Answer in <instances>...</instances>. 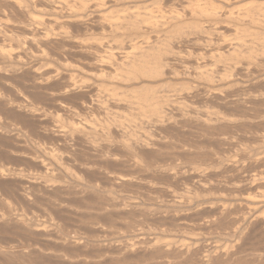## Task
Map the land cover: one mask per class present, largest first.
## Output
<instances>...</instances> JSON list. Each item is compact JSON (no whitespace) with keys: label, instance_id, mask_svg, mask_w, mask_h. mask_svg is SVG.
<instances>
[{"label":"rangeland","instance_id":"1","mask_svg":"<svg viewBox=\"0 0 264 264\" xmlns=\"http://www.w3.org/2000/svg\"><path fill=\"white\" fill-rule=\"evenodd\" d=\"M14 1H16L17 3H19V5H21V6H24L23 4H25V6L23 7V8H26L25 9V11L26 12H28L27 14V16H31V18L33 17V18H37V19H42V21L44 20V21H52L53 23H55V24H51L50 26L48 25H46V27H41V25H34V24H26V22H27V17H22V14H21V16H20V12L17 10V7L15 6V5H13L12 3L14 2ZM30 1H32V0H30ZM39 1H41V0H34L33 2V4H30V2L28 1V2H26V0H11V2H10V0H9V2L11 3V5L9 6L8 4L6 5V4H3L2 3V0L0 1V8H2L1 9V11H0V15H1V13H2V11H3V13H5V14H3L2 13V15L1 16H3V17H1L0 16V24H2L3 22L5 23L6 22V20L8 21V22H6L8 25L10 24L11 25V23H12V26H13V24H15L16 23V26H26V25H29L30 26V30H32L31 32H29V33H31V35H35L33 38L35 39L36 37V39L38 40L39 39V37L41 38V36H42V38H44V36H46V39H47V43H44V45H42L41 47H39V48H37V47H35L34 45H32L31 47L30 46H27V44H23L22 45V43L20 44V46H22V48L20 49V48H18L19 46H17L15 43H16V41H17V39H20V40H22V38H24L25 36L26 37H28V36H30V35H25L24 33H22V32H20V34H19V32H16L15 30H10V32H8V31H4L1 27V30L2 31H0V33L2 32V35L0 34V36L1 37H3V34H5V36L4 37H7L6 35L8 34V36H10V37H12V41H9V40H5V39H3V40H0V50H2L1 51V53L0 54H5L4 55V57H2V56H0V264H65L66 263V261L68 262V264L70 263V264H128V260H130V262H129V264H151L150 262H152V264H158V263H156V262H159V260H163V256L161 255V256H158V255H160V254H154V255H152V256H154V257H151L150 258V255L147 253V252H143V251H141L140 249L141 248H144V242H148V240H149V243L151 244H153V243H155V244H157L156 242H160L159 244H161V242H162V240H163V243L165 242V240L167 241V239L168 240H174L175 242L174 243H179V244H181V242H178V240H180V241H185V242H188V238L191 236L192 237V235H193V242L195 241H204L207 237V239H209V236H210V239H213V240H215V241H217L218 243V245L220 246L221 244H223V243H227L228 245V247H230V248H226V249H228V251H232V253L234 254V255H232V257L231 258H229V259H225V258H222L221 259V261H220V259L218 260H214V262L216 261L218 264H234V261H235V264H257L258 262H260L261 261V259H259V261L258 262H252L249 258H250V256H249V253L252 255V254H255V253H262V255L264 256V223H262L263 225H261V223H260V220L263 218L264 219V163H262L261 161H260V159H259V153L261 154L263 151H264V149H262V148H264V146H262V145H264V143H259V142H256V141H253L252 140V138L254 137V136H256L257 134H259V135H257V136H261V135H264V115L262 114V106H255V107H253L252 109H254V110H252V109H250L251 111H247V112H245L246 110H242L243 108L241 107H237V106H229V107H227V106H223V105H216V107L214 106L216 103L215 102H213V103H215V104H211V106H214L213 107V109L217 112V113H220L221 111V115H223L224 113V115H227V114H230V113H234V114H237V115H242V113L244 114V112L245 113H249L250 114V116H252V115H254V117L256 118H254L253 116H252V118L253 119H255V120H252V118L251 117H249V114H245L246 116L248 115V117L250 118V120L248 119V117H246V121H248V122H250V124H248V122H246V123H244V125H239V126H236L235 128H232L231 130H232V132H231V130L229 131V129H226V130H228V131H226V130H224V131H226L227 133H228V135H231L232 137H234V136H239L240 137V141L238 142L237 141V147H236V150H237V148L238 149H241V148H243V149H247L246 150V152L248 153V155H250V157L247 159V158H244V159H242V160H240V165H241V167H242V169H244V170H240L239 171V173H238V175L237 174H235V173H232V175H231V173L230 172H226V173H220V167L218 166V165H212L213 164V157L214 156H216L217 157V155H218V153H221L222 152V150L224 151L225 149H223V147H221V146H218L216 143H215V141L213 140H211L212 142H214V144L210 141V139H209V137L208 136H205L204 135V133H202L201 131L199 132V131H197V129H194V127L192 128V127H190V128H192V129H189L188 131V133L189 134H187V132H183L184 134H182V133H180L179 134V132H177V131H175V130H173V129H168V128H165L164 130H162V131H160V132H157L156 130H154L153 128H145V129H143L142 130V126H139L140 125V120L142 119V117H141V115H139V113H137V111H138V108H137V106L135 105L136 104V98L134 97V96H136L138 93H140L141 91H136L137 92V94L136 93H134L135 95H131V92H135V90L134 89H136V90H138L139 88H142V86L143 87H146L145 85H148V86H150V87H148V88H152V87H154V85L155 84H158V85H164L165 83L168 85V87H169V85L171 84L172 85V82H173V87H170V88H168V90L169 89H171V90H173L174 89V86H175V89L178 91L179 90V92L182 94V93H184V91L186 92V90H184L183 88L181 89V83L183 82V83H186V80L185 79H179L178 78V80H176V81H178V83H179V85L181 86H179V85H176V84H178L176 81H171L170 79L168 80V79H166L165 81H164V79L163 80H156V81H154V82H152V81H150V80H148V81H143L142 79H140V77L138 78V77H136V78H138V79H136L135 80V78H134V80H133V82H131L132 80H129V82H130V84H129V82H127V79H125V77H124V79H122V81L124 82V81H126L127 83H125V84H123V82H121V80L120 79H118L117 81H116V79L117 78H123L122 76H117V77H115L114 78V80L116 81V82H118V81H120L119 83H120V85H118V83H116L115 81L114 82H112V81H109L111 78L113 79V76H115L114 75V73L116 74L117 72H114V73H112V74H110V76L109 75H107L106 73H105V75H107V77H109V78H107V79H109V80H107V79H103L104 78V73L103 72H108V71H111V68L113 67L112 65H114L116 68H114L113 67V69L114 70H116L117 69V67H119V65L121 64V62L123 61V57H124V55H125V53L124 52H122V51H124V50H122V48L123 47H125V46H128V45H130L131 47L133 46V47H135L136 48V45L138 44V45H140L141 46V48L142 47H145L147 44L146 43H149L151 40L149 39L150 37H152V34H153V36L156 34V33H150L151 35H149L148 33L147 34H143L142 35V33H137V32H135V31H133L132 30V32H130V30L131 29H129V30H127V28L125 29V25H123V24H125L126 22H127V20H123L122 19V17H124L126 14L128 15V13H131V12H134V11H132V9L130 8L131 6H133V5H135V4H133V3H131V0L128 2V1H126L127 3H124V4H122V3H116V1H113V0H103V2H104V4H102V5H100V6H98V4H100L99 2H101L100 0H83V2H82V5L80 4V2L82 1V0H80V2L78 1V3H76L77 1L76 0H53V3H50V2H47V0H45V2L46 3H44L43 2V0L41 1V2H39ZM49 1V0H48ZM54 1H56V2H54ZM110 1H111V3H110ZM114 3H113V2ZM144 1H146V0H144ZM37 2V3H36ZM65 2V3H64ZM66 2H67V4H66ZM132 2H134V1H132ZM171 1H169V0H159V2L156 4V5H154L155 6V9L153 8V10L152 11H157L156 9H160V10H162V12L164 11L165 12V14H166V17H169V16H171V3H170ZM28 5H27V4ZM58 3V4H57ZM72 3V4H71ZM88 3V4H87ZM128 3H130L131 4V6H130V4H128ZM35 4V5H34ZM44 4V5H43ZM54 6H53V5ZM60 4V5H59ZM74 4V5H73ZM84 4V5H83ZM90 4L93 6L94 4V7L95 8H91V9H88V8H90L91 6H90ZM97 4V5H96ZM106 4V5H105ZM108 4V5H107ZM128 4V5H127ZM133 4V5H132ZM138 3H137V1H136V5H137ZM160 4V6H158ZM238 4V5H237ZM6 5V6H5ZM27 5V6H26ZM31 5H33L32 7L34 8H32L31 7ZM37 5V6H36ZM50 5H52V6H50ZM68 5V6H67ZM70 5V6H69ZM76 5H78L79 6V8H78V6H76ZM82 7H81V6ZM86 5H87V7H86ZM230 6L228 7V13L230 12L229 11V9L231 10V12H232V14H231V12H230V14L232 15H230V17H229V14H226V16L224 17V23H220V25L221 26H218L219 24H217V26H215L214 28H213V30L211 29L209 32H208V34L205 36V37H207V40L209 41V43L207 42V43H202L204 46H210V45H212V46H214L215 45V47H213V48H209L210 50H207L208 49V47L206 48V47H204V49L202 50V52L206 49V51H204V53L205 52H213V54L217 51V50H213V49H215L216 48V46H220L221 45V43L223 44L224 42V44L225 45H227V44H229L230 42L232 43V44H235L234 42H236L237 41V43H239L240 42V40H242L243 42H246V45L248 44H250V42H252L251 40H252V37L251 36H249L248 37V34H249V32L248 31H250L251 33H253L254 34V32L256 31V32H259V33H261V34H259V36H260V39H264V20L262 19V18H264V0H238V1H235V2H233V3H231V4H229ZM3 6V7H2ZM29 6V7H28ZM67 6V7H66ZM83 6H85L86 7V9H85V7H83ZM104 8H103V7ZM6 7V8H5ZM45 7V8H44ZM51 7V8H50ZM60 7V8H59ZM70 7V8H69ZM128 7V8H127ZM157 7V8H156ZM160 7V8H159ZM219 6H217V8H218ZM12 8V9H11ZM29 8V9H28ZM82 8H84V9H82ZM176 8H178V6L176 7H174V9H176ZM16 9V10H15ZM97 9V10H96ZM125 9H127V10H125ZM224 9H226V8H224ZM224 9H222L221 11H223ZM39 10H42V11H39ZM75 10V11H74ZM82 10V11H81ZM85 10V11H84ZM88 10V11H87ZM95 10V11H94ZM237 10V11H236ZM7 11V12H6ZM14 11V12H13ZM17 11V12H16ZM53 11V12H52ZM89 11H91V12H89ZM109 11V12H108ZM258 11V13L259 14H261V15H259L258 13H256ZM40 12H42L41 14H40ZM44 12V13H43ZM54 12H56V13H54ZM60 12V13H59ZM76 12V13H75ZM81 12V13H80ZM223 12H226V11H223ZM226 12V13H227ZM241 12V13H240ZM248 12V13H247ZM48 13V14H47ZM53 13V14H52ZM88 13V14H87ZM102 13V14H101ZM110 13V14H109ZM168 13V14H167ZM257 15H256V14ZM17 14V15H16ZM60 14V15H59ZM75 16H74V15ZM92 15V17L90 16V15ZM99 14V15H98ZM225 14V13H224ZM239 14H241V15H239ZM12 15V16H11ZM34 15V16H33ZM36 15V16H35ZM70 15V16H69ZM76 15H78V17L76 16ZM85 15V16H84ZM88 15V16H87ZM95 15H96V17H97V19H96V17H95ZM100 15H102V17L103 18H105V19H99L101 16ZM111 15V16H110ZM163 15H164V13H163ZM247 15H249V16H247ZM250 15H255V17L256 18H258V16L260 17V26L261 27H257V28H255L253 25H251V23H249V17H250ZM6 16V17H5ZM11 16V17H10ZM20 16V17H19ZM42 18H41V17ZM47 18H45V17ZM51 16V17H50ZM100 16V17H99ZM234 16H235V19H234ZM4 17H5V19H4ZM10 17V18H9ZM52 17H55V20H54V18H52ZM64 17V18H63ZM70 17V18H69ZM73 17V18H72ZM81 17H83V20H82V18ZM85 17V18H84ZM99 17V18H98ZM118 17V18H117ZM227 17V19H225ZM15 18V19H14ZM52 18V19H51ZM75 18H77V20H78V18H80V20H82V22H83V26H79V25H76L75 24V22L76 21H73ZM115 18V19H114ZM229 18L231 19V20H229ZM238 18H240L241 20H237ZM243 18V19H242ZM3 19V20H2ZM14 19V20H13ZM17 19V20H16ZM65 19H67V20H65ZM68 19H71V21L70 20H68ZM21 20V21H20ZM76 20V19H75ZM100 21L101 22V24L103 23V26H105L103 29L101 28V26H99L98 25V22L97 21ZM103 20V21H102ZM120 21V27L118 26V25H116V26H118V27H114L115 25L113 24L114 22H116V21ZM235 20H236V22H235ZM248 20V21H247ZM24 23H23V22ZM66 21V22H65ZM71 23H70V22ZM105 21H106V23H105ZM112 21V22H111ZM122 21V22H121ZM226 21V22H225ZM228 21V22H227ZM239 23H238V22ZM15 22V23H14ZM64 22V23H63ZM95 22H97V23H95ZM124 22V23H123ZM241 22H243L242 24H241ZM3 23V24H4ZM28 23V22H27ZM62 23V24H61ZM93 23H94V25H93ZM105 23V24H104ZM111 23H112V25H111ZM2 24V25H3ZM61 24V25H60ZM86 24H88V25H86ZM115 24H118V22H116ZM2 25H0V26H2ZM34 25V26H33ZM58 25V26H57ZM65 25V26H64ZM107 25L108 26H111V27H107ZM122 25H123V28H122ZM15 26V25H14ZM38 26V27H37ZM54 26V27H53ZM55 26H56V28H55ZM61 26V27H60ZM62 26H63V28H62ZM89 26V27H88ZM98 26V27H97ZM227 26V27H226ZM3 27V26H2ZM26 27H28V26H26ZM34 29H33V28ZM50 27H52V28H50ZM57 27H59V28H57ZM80 27V28H79ZM217 27V28H216ZM29 28V27H28ZM37 28V29H36ZM41 28V29H40ZM47 30H46V29ZM54 28V29H53ZM99 28V29H98ZM101 28V29H100ZM109 28H111V29H109ZM186 28V27H185ZM230 28V29H229ZM254 28H255V30H254ZM40 29V30H39ZM43 29V30H42ZM49 29H51V32H50V30ZM61 30L62 32H65L66 33V36H68V39L70 40L69 42H60L59 41V37L58 36H56L57 35V31L58 30ZM63 29V30H62ZM66 29V30H65ZM188 29V28H187ZM187 29H184L183 31H185V32H188V31H186ZM215 29V30H214ZM245 29H247L248 31L246 32H243ZM36 32V33H34V31ZM59 30V31H60ZM74 32H73V31ZM85 30V31H84ZM127 30V31H126ZM243 30V31H242ZM13 31H14V33H13ZM18 31V30H17ZM44 31V33L42 34V32ZM58 31V32H59ZM60 31V32H61ZM69 31V32H68ZM102 31V32H101ZM263 31V32H262ZM48 32V34L46 35L45 33H47ZM56 34H55V33ZM135 32V33H134ZM22 33V34H21ZM54 33V34H53ZM161 33V32H160ZM10 34V35H9ZM16 34H17V37H16ZM38 34V35H37ZM92 34V35H91ZM141 34V37H139V36H136V35H140ZM70 35V36H69ZM74 35V36H73ZM131 35H133V36H131ZM163 34L161 33V34H158V36L160 37L161 36V39L159 38L158 40H159V42L161 43H164V41H161V40H163L164 39V37L162 36ZM263 35V36H262ZM16 38H15V37ZM23 36V37H22ZM52 38H51V37ZM148 36V37H147ZM150 36V37H149ZM157 36V35H156ZM16 39V41L14 40V38ZM30 37H32V36H30ZM49 37V38H48ZM139 38V40H138V38ZM145 39H144V38ZM241 37V38H240ZM137 38V39H136ZM158 38V37H157ZM163 38V39H162ZM240 38V39H239ZM54 39H56V42L54 41ZM57 39H58V41H57ZM77 39V40H76ZM144 41V42H142V40ZM148 39V40H147ZM237 39H239V41L237 40ZM49 40H51V42L49 41ZM95 40V41H94ZM136 40V41H135ZM150 40V41H149ZM223 40H224V42H223ZM232 40H233V42H232ZM248 42H247V41ZM249 40H250V42H249ZM15 41V42H14ZM147 41V42H146ZM149 41V42H148ZM219 41V42H218ZM222 41V42H221ZM229 41V42H228ZM242 41L240 42V43H242ZM14 42V43H13ZM59 42V43H58ZM90 42V43H89ZM96 42V43H95ZM146 42V43H145ZM218 42V43H217ZM98 43H100L99 45H98ZM131 43H133V44H131ZM144 43V44H143ZM160 43H159V46H160ZM161 43V44H162ZM230 43V44H231ZM13 44V45H12ZM46 44V45H45ZM52 44V45H51ZM55 44V45H54ZM57 44V45H56ZM76 44H79L80 46H81V49L80 48H77L76 47ZM92 44V45H91ZM134 44H135V46H134ZM152 44V43H151ZM201 44V45H202ZM208 44V45H207ZM217 44V45H216ZM245 44V43H244ZM252 44H254V43H252ZM16 45V46H15ZM24 45H26V46H24ZM149 45H150V43H149ZM202 45V46H203ZM225 45H222L221 47H226ZM247 45V46H248ZM257 44H255V46H256ZM40 46V45H39ZM43 46H45V48L43 47ZM57 46H58V49H57ZM88 46V47H87ZM89 46H90V49H89ZM101 46V47H100ZM129 46V47H130ZM159 46H157V45H155V47L156 48H158ZM189 46H191V45H189ZM188 46V47H189ZM211 46V47H212ZM254 46V45H253ZM254 46V47H255ZM10 47H12V48H10ZM95 48V50L93 49V48ZM122 47V48H121ZM162 47V46H161ZM187 46L186 47H181L180 49L182 50V53L181 54H183L184 55V53L187 55V53L188 52H190L191 54H192V56L190 55V57H195V56H197V54L199 55L200 53H202L201 51H198L197 49H195V47H190V48H188ZM5 48V49H4ZM35 48V49H34ZM36 48H37V50H36ZM53 50H52V49ZM67 48V49H66ZM97 48V49H96ZM137 48H138V46H137ZM183 48V49H182ZM256 48H258V46L256 47ZM18 49V50H17ZM41 49H42V51H41ZM50 49V50H49ZM92 49V50H91ZM192 51H191V50ZM227 48H222V51H220V52H223L225 55H226V52L227 51H225ZM25 50V51H24ZM45 50V51H44ZM47 50V51H46ZM58 50V51H57ZM66 50V51H65ZM80 50V51H79ZM84 50V51H83ZM97 50V51H96ZM99 50H101V51H99ZM110 51V53L112 52V55H110V54H108L109 53V51ZM122 50V51H121ZM211 50H213V51H211ZM4 51V53H2ZM21 51V52H20ZM29 51V52H28ZM35 51V52H34ZM93 52L92 53V57H93V59L91 60V61H88L89 59L87 58V57H85V55L83 54V53H85V52ZM9 52V53H8ZM23 52H24V54H23ZM40 52V53H39ZM59 52V53H58ZM63 52V53H62ZM65 52V53H64ZM83 52V53H82ZM105 52H107V54L105 53ZM126 52V51H125ZM259 51H257V53H258ZM22 53V54H21ZM25 53H26V55H25ZM44 54V55H42V54ZM73 53V54H72ZM75 53V54H74ZM82 54V56H81V54ZM90 53V54H91ZM101 53V54H100ZM216 53H219V52H216ZM215 53V54H216ZM261 53H262V51H261ZM11 55L12 56V54H13V56H15L14 58L13 57H11V56H9L10 58H8L7 57V55ZM60 54V55H59ZM228 54V53H227ZM263 54V55H262ZM262 54H260V53H258L257 55H259V56H257L258 58L259 57H261V55H262V57L264 56V51H263V53ZM42 55V56H41ZM57 55V56H56ZM69 55V56H68ZM72 55V56H71ZM97 55H98V57H97ZM103 55H105V56H103ZM108 55H110V58L112 59V60H110V59H108V61H110L111 63H113V64H110L109 62H106V58H104V57H107ZM119 55V56H118ZM209 55V54H208ZM211 55V54H210ZM17 56V57H16ZM71 56V57H70ZM112 56H113V58H112ZM121 56V57H120ZM205 57L207 56V53H205V55H204ZM203 56V57H204ZM2 57V58H1ZM7 57V58H6ZM68 59H67V58ZM83 57V58H82ZM118 57V58H117ZM193 57V58H194ZM202 56H201V58H203ZM205 57H204V59H205ZM16 58H17V60H16ZM98 58V59H97ZM120 58H123V59H120ZM199 58V57H198ZM200 58V59H201ZM10 59V60H9ZM19 59V60H18ZM50 59V60H49ZM85 59V60H84ZM88 59V60H87ZM113 59H114V61H113ZM116 59V60H115ZM195 59V58H194ZM241 59V58H240ZM239 59V60H240ZM95 60V61H94ZM121 62H120V61ZM201 60H203V59H201ZM201 60H199L198 61V63H199V65L201 66H203L204 65V61L201 63L200 61ZM23 61H24V63H23ZM81 61V62H80ZM92 61H94V63L95 64H97V65H99L100 67H101V70H100V67L98 68V71L99 72H102L103 73V75H102V78H100L101 76H99V75H101L99 72H97V71H92V72H94L95 73V75L94 74H92L91 73V70H90V73H89V69L87 68V69H85L84 71L81 69L80 70V68H82L81 66H85V67H83V69L84 68H86V65L88 64V62H92ZM116 61V63H118V64H114V62ZM245 60L242 58V61L241 62H244ZM74 62H76L75 64H74ZM78 62V63H77ZM99 62H100V64H99ZM120 62V63H119ZM190 62H193L192 61V59L190 60ZM205 62H206V60H205ZM228 62V61H227ZM42 63V64H41ZM48 63V64H47ZM86 63V64H85ZM104 63V65H102ZM106 63V64H105ZM194 63V62H193ZM50 64V65H49ZM75 65H76V67H75ZM78 65V66H77ZM105 65H107L106 67H108L109 65V68H102V67H104ZM47 66V67H46ZM66 66V67H65ZM73 67V69H72V67ZM32 67V68H31ZM43 67V68H42ZM68 67H69V69H68ZM79 67V68H78ZM193 67H194V65H193ZM9 68H10V70H9ZM54 68V69H53ZM71 68V69H70ZM76 68V69H75ZM29 69V70H28ZM34 69V70H33ZM40 69V70H39ZM45 69L48 71V73H47V71H45ZM65 69H68V70H65ZM80 71H79V70ZM108 69H110V70H108ZM3 71V73H2V71ZM6 70H7V72H6ZM18 70V71H17ZM34 72H33V71ZM40 72H39V71ZM56 71L55 73L53 72V71ZM76 70V71H75ZM105 70V71H104ZM117 70H121L120 72H122L123 70L122 69H120V67H119V69H117ZM116 70V71H117ZM24 72H26V73H24ZM44 74V77H43V74L42 75H39V76H41V77H38V74ZM46 72V73H45ZM53 72V73H52ZM78 72V73H77ZM82 72V73H81ZM119 71H118V73H120ZM33 73V74H32ZM71 73H72V77L71 76H69V75H71ZM76 75H74V74ZM97 73V74H96ZM118 73H117V75H118ZM14 74V75H13ZM37 74V75H36ZM53 74L54 76L52 77L51 75ZM89 74L90 75H94V80L92 81L91 80V78L89 77ZM123 73H121V75H122ZM51 76V77H49V76ZM59 76L60 77V80H59V77H56V76ZM66 76V78L64 77V76ZM97 75V76H96ZM38 78H37V77ZM46 76H48V78L46 79ZM123 76H124V74H123ZM19 77V78H18ZM21 77V78H20ZM36 77V78H35ZM69 77H70V79H69ZM76 77V78H75ZM51 78V80H49ZM53 78V79H52ZM56 78H58V79H56ZM73 78V79H72ZM84 78L86 79V78H88V80L90 81H92V83L90 84L89 83V85L87 84V82L88 81H86V80H84ZM96 78H98L97 80H96ZM238 78V77H237ZM237 78H234V79H230L229 78V80H231V81H233V82H231L230 81V83H236V82H238L239 83V79L237 80ZM23 79V80H22ZM30 79V80H29ZM32 79H33V81H32ZM46 79V80H45ZM67 79H68V81L69 80H72L71 82H73V80H74V83H75V85H77V82H83L82 84H81V82L80 83H78L80 86H81V88L83 89V87H84V90L85 89H87V88H85V87H87V86H90V85H93V82H95L96 84L95 85H93L94 87H97L99 84L101 85V88L103 89L104 87L102 86V84L104 85V86H107V85H109V87H107V88H105V89H103V90H101L100 89V85H99V89H97V88H93V89H95L96 91V96H94L95 94H94V91L92 92L93 93V95L91 94V92L88 90V91H83V90H81L80 92L81 93H74L73 94V96L75 97H71L70 99H69V95H67V96H65V97H62L61 99H63L62 101H61V99H59L58 100V102H53L50 98H49V94H50V91H52V89L53 90H55V89H59L61 86V84H64V82L66 83V81H67ZM80 79V80H79ZM10 80V81H9ZM44 80V81H43ZM54 82H53V81ZM59 80V81H58ZM61 80H62V82H61ZM83 80V81H82ZM100 80H102L101 82H100ZM137 80H139V83H135L134 81H136L137 82ZM182 80V81H181ZM184 80V81H183ZM234 80H235V82H234ZM8 81V82H7ZM21 81V82H20ZM28 81V82H27ZM85 81V82H84ZM167 81V82H166ZM180 81H181V83H180ZM40 82V83H39ZM49 82V83H48ZM56 82H57V85H56ZM61 83V84H59V83ZM70 82V81H69ZM103 82V83H102ZM110 83V82H112L111 84H108V83ZM144 82V83H143ZM148 82V83H147ZM150 82V83H149ZM163 82H165L164 84H161V83H163ZM170 82V84H168ZM22 83V84H21ZM24 83V84H23ZM39 83V84H38ZM99 83V84H98ZM107 84V85H105V84ZM113 83H116V84H114V86L116 87L115 89L116 90H113L112 89V84ZM122 83V84H121ZM133 83V84H132ZM145 84V85H143V84ZM19 84V85H18ZM37 84V85H36ZM84 84H86V85H84ZM98 84V85H97ZM128 85V87H127V85ZM151 84V85H150ZM23 85V86H22ZM32 85V86H31ZM36 85V86H35ZM39 85H41L42 86V88H41V86H39ZM44 85V86H43ZM48 85H49V87L50 88H47L48 87ZM52 87H51V86ZM78 85V86H79ZM126 85V86H125ZM130 85V86H129ZM157 85V86H158ZM47 86V87H46ZM92 86V87H93ZM113 86V87H114ZM125 86V87H124ZM139 87V88H136V87ZM141 86V87H140ZM152 86V87H151ZM156 86V87H157ZM165 86V85H164ZM185 86V84L183 85V87ZM37 87V88H36ZM111 87V88H110ZM120 87V88H119ZM161 87L162 86H159V89H161ZM179 87V88H178ZM260 87V86H259ZM254 87L253 89H252V93H253V91H257V90H262L264 87ZM23 88V89H22ZM55 88V89H54ZM108 88L109 89H112V90H110V92H111V94H112V96H111V94H110V92L108 93V92H106L107 90H108ZM133 88V89H132ZM155 88V87H154ZM184 88H186V86L184 87ZM262 88V89H261ZM48 89H50V90H48ZM127 89V90H126ZM129 89L131 90V92L129 93ZM156 89V88H155ZM174 89V90H175ZM181 89V90H180ZM257 89V90H256ZM23 90H24V92H23ZM30 90V91H29ZM134 90V91H133ZM140 90H142V89H140ZM259 90V91H260ZM103 92V96L105 97H101V98H103L104 99V101L103 102H105V100H106V103H102V100L100 99V95L102 94V92ZM112 91H114V93L112 92ZM115 91H116V94L117 93H119L118 94V97H119V95H120V93L122 94V93H124V95L126 96V100H127V96H129V98H128V104H127V102H126V100H125V96L124 97H122V95L118 98L116 95H114L115 94ZM122 91V92H121ZM127 91H128V93H127ZM183 91V92H182ZM264 90H262L261 92L262 93H264L263 92ZM15 92V93H14ZM30 93V94H28V93ZM40 92V93H39ZM54 92V91H53ZM86 92V93H85ZM90 95H92V96H94V98L93 97H90L93 101H95V98H96V101H97V97L100 99V101L98 100L97 101V103H98V105H100V104H104V105H108L107 107H103V108H107V109H109V112L111 113H109L108 112V114H106L107 113V110H103V108H102V110L105 112L106 111V113H104L101 109V111L102 112H99V111H97L94 107H95V105H97V103L96 102H93L92 101V104H89V103H91V100L89 99L88 100V105H86V106H89L91 109L89 110L85 105L83 106L82 104H85L86 102H83V101H87V99L86 98H89V94ZM188 92V91H187ZM260 92V93H261ZM82 93H84L83 95L86 97V98H82L83 97V95H82ZM99 95H98V94ZM107 93V94H106ZM125 93H127V94H125ZM255 93V92H254ZM258 92H256L255 94H257ZM46 94V95H45ZM79 94V95H78ZM110 94V95H109ZM259 94V93H258ZM39 95V96H38ZM72 95V94H71ZM77 95L78 96H82V97H78V99H77ZM98 95V96H97ZM17 96V97H16ZM102 96V95H101ZM108 96V97H107ZM30 97H32V98H30ZM68 97V98H67ZM240 97H242V96H240ZM81 98H82V100H81ZM108 98H111V100L110 99H108ZM113 98V99H112ZM130 98H131V100H130ZM135 98V99H134ZM21 99V100H20ZM75 99V100H74ZM77 99V100H76ZM85 99V100H84ZM82 102H81V101ZM109 100V101H108ZM119 105V103L120 102H122V103H120V105L118 106V105H115V106H113V105H111L112 104V102H114V101ZM134 100H135V102H134ZM77 101V102H76ZM110 103H108V102ZM190 102L192 101V100H189ZM188 101V102H189ZM16 102V103H15ZM21 102V103H20ZM79 102V103H78ZM81 102V103H80ZM101 102V103H100ZM131 102V103H130ZM133 102V103H132ZM185 102V101H184ZM193 102V101H192ZM7 103V104H6ZM48 103V104H47ZM52 103V104H51ZM67 103V104H66ZM69 103V104H68ZM73 103H74V105L75 106H80V105H82L83 107L80 109V107L78 108V110H77V107H75V109H74V112H69L72 108H74V105H73ZM100 103V104H99ZM193 103H195V104H197L195 101L193 102ZM191 104L190 106H193V107H197V105H194V104ZM67 105V107H66V111H63V109L65 108V105ZM71 104V105H70ZM95 104V105H94ZM122 104V105H121ZM123 104H125V105H123ZM129 105V106H127V105ZM132 104V105H131ZM186 105H188L189 106V104L190 103H185ZM53 105V106H52ZM59 105H62V107L60 106V109L62 108V113H65V112H67V113H65V115L66 116H64L62 113H61V111H59L57 108H58V106ZM63 105H64V107H63ZM91 105L92 106H94V107H91ZM22 106V107H21ZM50 106V107H49ZM68 106H69V109H68ZM71 106H73L72 108H71ZM102 106V105H101ZM136 108H135V107ZM6 107V108H5ZM122 107V108H121ZM124 107V108H123ZM133 107V108H132ZM227 107V108H226ZM26 108V109H25ZM71 108V109H70ZM95 109V111L97 112H95V111H93L94 109ZM112 108H113V111H112ZM114 108H117V109H114ZM233 108V109H232ZM28 109V110H27ZM57 109V110H56ZM86 109V110H85ZM133 109H134V111H133ZM222 109V110H221ZM229 109V110H228ZM239 109H240V111H243V112H240L239 113ZM25 110V111H24ZM44 110V111H43ZM65 110V109H64ZM80 110H82V111H84V112H82V111H80ZM89 110V111H88ZM92 110V111H91ZM220 110V111H219ZM231 110H232V112H231ZM14 111V112H13ZM27 111V112H26ZM29 111V112H28ZM35 113H34V112ZM37 111H38V113H37ZM40 111H41V113H40ZM49 111V112H48ZM57 111V112H56ZM73 111V110H72ZM76 111H78V112H76ZM87 111V112H86ZM90 111H91V113H90ZM235 111V112H234ZM254 111H255V113H254ZM257 111V112H256ZM261 112V114H260V112ZM30 112L32 113V115H33V117L32 116H30L31 114H30ZM44 112V113H43ZM56 112V113H55ZM79 113L78 115L80 116H78L76 113ZM139 112V111H138ZM229 112V113H228ZM29 113V114H28ZM34 113V114H33ZM50 115H49V114ZM72 113H74V116H73V114ZM81 113V114H80ZM84 113V114H83ZM96 114V115H94V114ZM99 113V114H98ZM107 116H110V118L107 116H105L104 114ZM227 113V114H226ZM232 113V114H233ZM252 113V114H251ZM6 114V115H5ZM22 114V115H21ZM48 114V115H47ZM70 114L72 115V117L70 116ZM76 114V115H75ZM88 114H89V116H88ZM103 114V115H102ZM257 114V115H256ZM36 115V116H35ZM38 115V116H37ZM40 115H42V116H40ZM56 115H57V118H56ZM60 117H59V116ZM92 115V116H91ZM102 115V116H101ZM139 115V116H138ZM244 115V116H245ZM30 116V117H29ZM44 116V117H43ZM64 116V117H63ZM76 116V117H75ZM102 117V118H99V117ZM105 118H104V117ZM243 116V115H242ZM259 118V119H261V121L257 118V117ZM8 117V118H7ZM37 117V118H36ZM42 119H41V118ZM52 117H54L53 119H58L59 120V122H60V124H57V126H55L54 127V125H53V127L51 126L52 124L51 123H49V118H52ZM66 117V118H65ZM69 117H71L70 119L71 120H67V118H69ZM73 117H74V120H73ZM12 118V119H11ZM40 118V119H39ZM62 118V119H61ZM85 118V119H84ZM86 118H90V120H88V119H86ZM97 118V119H96ZM112 118H113V120H112ZM36 119V120H35ZM47 119H48V121H47ZM107 119V121H105V120ZM132 119V120H131ZM248 119V120H247ZM263 119V120H262ZM33 120V121H32ZM63 120H66L67 122L69 121V123H67V122H64ZM76 120H77V122H80L79 124L81 125V123L83 122V124H85L86 123V125L88 124L89 126H91L93 129H94V131L95 132H97V133H94L93 134V136H92V138H94V136H95V138L94 139H92L91 138V141H94V148L93 149H95V152L94 151H92V153H93V155H92V153H91V150L90 151H88L87 149H86V147L84 148V144L80 141V142H78V141H76V139L73 141L74 143H76V144H74V146L72 145L73 144V142L71 141V140H68V142H66L67 144V146L66 145H64V147L66 148V151H65V149H64V147H63V145H62V142H60V141H54L53 139H49V138H52V137H48V135H46L47 137H48V141H50V140H52V142L54 141V143H52L51 141H50V143H48V141L47 140H45V137H44V135H45V133L48 131L49 132V130H50V132H52V134L53 133H57V134H59L58 132H61V134H62V132L64 131H67L68 129H69V124H71V125H73L72 123L74 122L75 124H77V125H79L77 122H76ZM84 120V121H83ZM85 120H87V121H85ZM91 120L93 121V124H92V122H91ZM95 120V121H94ZM102 120V121H101ZM72 123H71V122ZM97 121V122H96ZM100 121V122H99ZM112 121H113V123H112ZM138 123H137V122ZM140 121V122H139ZM255 121H257V122H255ZM30 122V123H29ZM48 122V123H47ZM85 122V123H84ZM103 122L105 123V124H103ZM252 122H254V123H252ZM42 124V125H40V124ZM44 123H46V124H44ZM64 123H65V125L66 124H68V125H64ZM107 123H108V125H110V126H108L107 125ZM254 124V125H252V124ZM261 123V124H260ZM263 123V124H262ZM10 124V125H9ZM97 124V125H96ZM122 124V125H121ZM257 124V125H256ZM60 125V126H59ZM99 125V126H98ZM105 125H106V127H109V129L110 130H108V128L107 129H105L106 127H105ZM114 126V129H113V127L112 126ZM121 125V126H120ZM126 125H128V126H126ZM247 125V126H246ZM259 125V126H258ZM262 125V126H261ZM49 126V127H48ZM51 126V127H50ZM68 126V127H67ZM96 126V127H95ZM40 127V128H39ZM65 127V128H64ZM118 127H123V128H120V129H122L123 131L125 130V129H127L125 132H127L122 138H121V136L123 135L122 134V132H120L118 129H116V128H118ZM244 127H246V129H244ZM263 129H261V128ZM50 128H52V129H50ZM248 128V129H247ZM41 129V130H40ZM55 130L56 132H54V131H51V130ZM58 129V130H57ZM96 129V130H95ZM98 129V130H97ZM102 129H105V130H102ZM137 129V130H136ZM148 129V130H147ZM195 130V131H192V130ZM233 129L235 130V131H233ZM251 129V130H250ZM21 130V131H20ZM45 130V131H44ZM59 130H62V131H59ZM100 130V131H99ZM108 130V131H107ZM238 130V131H237ZM245 130V131H244ZM251 131V133H250V131ZM261 130V132H263V133H261V132H259ZM40 131V132H39ZM41 131H44V132H42L44 135L42 136V134H41ZM102 131L104 132V133H102ZM106 131H107V133H106ZM115 131V132H117V133H113V132ZM131 132V133H128V132ZM132 131L135 133V134H133L132 133ZM145 131V132H144ZM147 131V132H146ZM168 131H169V133H168ZM175 133H174V132ZM187 131V130H186ZM245 132V133H243V132ZM246 131H247V134H246ZM34 132H36V133H34ZM38 132V133H37ZM99 132V133H98ZM141 132V133H140ZM151 134H150V133ZM166 132V133H165ZM173 132V133H172ZM193 132V133H192ZM231 132V133H230ZM253 132H254V134H253ZM31 133H32V136H31ZM119 133H121V134H119ZM146 133V134H145ZM163 133H164V135H163ZM179 135V137H178V135ZM198 133H200V134H203L204 136H202V135H199V137H198V135H196L195 137H194V135L195 134H198ZM233 133H235V134H233ZM10 134V135H9ZM30 134V135H29ZM97 134V135H96ZM106 134V135H105ZM114 134V135H113ZM128 134H131V135H128ZM149 134H150V136H149ZM153 134V135H152ZM157 134V135H156ZM160 134V135H159ZM165 134H167V135H165ZM173 135V137H172V135ZM174 134H175V136H174ZM186 134V135H185ZM191 134L193 135V136H191ZM256 134V135H255ZM9 135V136H8ZM13 135V136H12ZM49 135H50V133H49ZM115 135H117V136H115ZM128 135V139L129 140H127V137H125V136H127ZM133 135H134V139L135 140H138V142H139V140H140V142L142 141L143 142V140H147L149 137H151V135H152V137L155 139L156 137L157 138H161V140L162 139H164L165 140V142H166V140L168 141V143L169 142H171V141H173L174 140V142L173 143H175V145L177 144V146H179V144L177 143L178 141L180 142L181 141V143L183 142H185L186 141V145H189V144H191V145H189L188 146V148H187V146L185 147L184 146V144H182L184 147V149L182 148V146H181V143H180V146H181V148H180V150H185L186 151V149L187 150H189L190 152H191V148H192V152L191 153H193L194 152V154H196V153H198V150H200L199 151V154H201V155H197L196 154V156H194V154L192 155L190 152H186V153H184L183 151H180V150H178L179 148L176 146L175 147V145H174V147L176 148H174L173 147V149L170 147V149H168V147H167V149H165V147L163 148L164 150L162 151V149H161V151L159 150V148H157V147H155V149L157 148L159 151H157L156 152V150L154 149V147L153 148H150V147H148V148H146V149H141L140 150V153L138 154V149L136 148V150H134L133 151V148H134V146H133ZM142 135V136H141ZM155 135V136H154ZM159 135V136H158ZM162 135V136H161ZM168 135H170V137L168 136ZM180 135L182 136V137H180ZM186 137H185V136ZM191 136V137H187V136ZM27 136V137H26ZM29 136H31V137H29ZM40 136L43 138L44 137V139H40ZM104 136V137H103ZM129 136H132L131 138L129 137ZM148 136V137H147ZM161 136V137H160ZM165 136H168V137H165ZM250 138H248V137ZM14 137V139H12ZM36 137V138H35ZM47 137H46V139H47ZM115 137V138H114ZM138 137V138H137ZM151 137V138H152ZM171 137H172V140H171ZM204 139H203V138ZM5 138V139H4ZM27 138V139H26ZM30 138V139H29ZM33 138V139H32ZM97 138V139H96ZM150 138V139H151ZM152 138V139H153ZM173 138H175L176 140H178V141H175V139H173ZM180 138V139H179ZM186 138V139H185ZM193 138V139H192ZM196 138V140H194ZM199 138V139H198ZM207 138H208V140L210 141V142H208V140H207ZM235 138V137H234ZM40 141H39V140ZM101 139V140H100ZM189 139H191V140H189ZM7 140V141H6ZM16 140H18V142L16 141ZM33 140V141H32ZM42 140H43V142H42ZM73 140V139H72ZM123 140V141H122ZM131 140H132V142H131ZM134 140V141H135ZM187 140H189V141H187ZM194 140V141H193ZM12 141H13V143H12ZM24 141V142H23ZM27 141H29V142H27ZM46 141V142H45ZM72 143H70V142ZM120 141H122V142H120ZM130 142V144H127V143H124V144H127L128 145V148L129 149H127V150H124V149H122V146L124 145V144H122L123 142ZM163 141V140H162ZM242 141V142H241ZM250 141V142H249ZM23 142V143H22ZM26 142V143H25ZM78 142V143H77ZM97 142V143H96ZM104 142V143H103ZM141 142V143H142ZM194 142V143H193ZM207 142V143H206ZM241 142V143H240ZM253 144H252V143ZM264 142V141H263ZM20 143V144H19ZM41 143V144H40ZM47 143V144H46ZM55 143H56V145H55ZM69 143V144H68ZM92 143V142H91ZM99 143H101V144H99ZM119 143V144H118ZM145 143V142H144ZM189 143V144H188ZM196 143V144H195ZM209 143H212V145H210ZM254 143H255V145H254ZM10 144V145H9ZM13 144V145H12ZM22 144V145H21ZM39 144V145H38ZM45 144V145H44ZM58 144V145H57ZM79 144V145H78ZM83 144V145H82ZM96 144V145H95ZM97 144H98V146H97ZM110 145V146H108V145ZM194 144V147L192 146ZM200 145L201 146V149L197 146V145ZM206 144V145H205ZM241 144V145H240ZM262 144V145H261ZM2 145V146H1ZM20 146V148H19V146ZM32 145H34L33 147H32ZM38 145V147H42L43 145V149L42 148H38V147H35V146H37ZM47 145V146H46ZM56 147H55V146ZM122 145V146H121ZM196 145V146H195ZM217 145V146H216ZM9 146V147H8ZM16 146V147H15ZM18 146V147H17ZM27 146V147H26ZM54 146V147H53ZM59 146V147H58ZM62 146V147H61ZM70 146V147H69ZM73 146V147H72ZM96 146V147H95ZM112 146V148H110ZM113 146H114V148H113ZM190 146H192V147H190ZM205 146V147H204ZM209 146H212L211 148L209 147ZM215 146V147H214ZM243 146V147H242ZM245 146V147H244ZM254 147V149L256 150V152H255V150H253L252 151V148ZM256 146H258V147H256ZM31 147V148H30ZM50 147H52L51 149V151H53L54 149L53 148H56L53 152H55V154H58V155H60V153H61V157H62V155H63V157L65 156V155H68L67 157H68V159H71V161L70 160H65L66 158V156L64 157V159L62 158V160H61V165L63 164V163H65V165H62L61 167L63 168V169H65L66 170V167H67V170H70V172L69 171H67V172H69V173H71V174H75L74 176L76 177V179H74L75 177H73V175H72V179H70V177H68L67 175H63L64 173H61L59 176H58V172H50V171H52L51 169H52V166H50L51 168H48V162L44 159V155H46L45 153L43 154L42 152H43V150L44 151H46L47 153H48V149H49V151H50ZM61 147V148H60ZM99 149H98V148ZM106 149V151H105V149ZM118 147V148H117ZM196 147H197V149H196ZM202 147H204V148H202ZM216 148V149H214V148ZM219 147H221V148H219ZM262 147V148H261ZM23 148H25V149H23ZM45 148V149H44ZM60 150H62V151H60ZM84 148V149H83ZM103 149V150H101V149ZM108 148H110V149H108ZM178 148V149H177ZM186 148V149H185ZM210 148V149H209ZM259 148H261V149H259ZM20 151H19V150ZM22 149V150H21ZM37 149V150H36ZM40 149H42L41 151H39ZM73 149H76V150H73ZM98 149V150H97ZM114 149V150H113ZM117 151H116V150ZM132 149V150H131ZM150 149H153V150H151L152 152H150ZM206 149V150H205ZM211 149H214V150H212L213 151V154H212V151H211ZM251 149V150H250ZM258 149L260 150V152L258 151ZM20 152V154H18L19 152ZM27 150H29L28 152H27ZM59 151V152H57V151ZM82 150V151H81ZM88 151V153H87V151ZM97 150V151H96ZM100 150V151H99ZM109 150V151H108ZM175 150V151H174ZM178 150V151H177ZM204 150V151H203ZM216 150V151H215ZM218 150H220V152L218 151ZM236 150H232L231 151V153H230V150H229V152H228V149H226V152L224 153L223 152V155H222V153L221 154H219L218 156L219 157H223V158H221V159H223V162L224 163H226L227 161H226V159L229 161V162H231V161H233L234 159L233 158H231L234 154H233V152H235ZM66 152V153H64V152ZM71 151H74L75 153H73V152H71ZM79 151V152H78ZM106 152V153H104V152ZM112 151V153H110ZM125 151V152H124ZM133 151V153H134V155L136 156V157H138L137 159H138V161H145V163L142 161V163L141 162H137V159H136V162L134 161V159H133V157L131 158L130 156H133V154L132 155H129L131 152ZM136 151V152H135ZM168 151V152H167ZM174 151V152H173ZM211 153V154H209V155H213L212 157L210 156V157H208L209 155H208V153L209 152ZM8 152V153H7ZM17 152V153H16ZM24 152V153H23ZM25 152H27V153H25ZM41 154H43V158H42V155H39L40 153ZM69 152V153H68ZM85 152V153H84ZM102 152V153H101ZM107 152H109V153H107ZM118 152V153H117ZM125 154H124V153ZM146 154H148V155H146ZM149 152V153H148ZM154 152H156V153H160V154H157L156 156H155V154H153ZM164 152V153H163ZM178 152V153H177ZM255 152V153H254ZM34 154V156H33V154ZM71 153H72V156H77V158L75 157V158H73L72 156H71ZM127 153V154H126ZM136 153V154H135ZM141 153H143V155H144V159H143V155L141 154ZM163 153V154H162ZM177 153V154H176ZM179 153H181L182 154V156H181V154H179ZM183 153L185 154V155H183ZM229 153V154H228ZM254 153V154H253ZM258 153V155H256ZM37 154V155H36ZM65 154V155H64ZM70 154V155H69ZM84 155V157L85 156H88V157H85L86 159L87 158H89V159H85V158H83V155ZM86 154V155H85ZM88 154V155H87ZM101 154V155H100ZM111 154H114V155H111ZM119 154V155H118ZM141 154V155H140ZM169 154V155H168ZM171 154H173V155H171ZM176 156H178V157H176ZM179 154V155H178ZM204 156H203V155ZM225 154H227V157H226V155ZM79 155H82V156H79ZM92 155V156H91ZM96 155V156H95ZM104 155V156H103ZM117 155H118V157H117ZM121 155V156H120ZM153 155H154V157H153ZM171 155V156H170ZM192 155V156H191ZM221 155V156H220ZM231 155V156H230ZM4 156V157H3ZM17 156V157H16ZM24 156V157H23ZM97 156H99V157H97ZM106 156V157H105ZM108 156V157H107ZM112 158H111V157ZM116 156V157H115ZM126 156V157H125ZM134 156V157H135ZM141 156H142V158H141ZM145 156H147L146 158L148 159L147 161L145 160L146 158H145ZM148 156H152V157H149L148 158ZM179 156H180V158H179ZM187 156V157H186ZM230 156V157H229ZM258 156V157H257ZM6 157V158H5ZM7 157H9V158H7ZM18 158V159H16V158ZM47 157V156H46ZM45 157V158H46ZM80 157L82 158L80 161L81 162H83L82 164H80L81 162H79V164H78V161H79V159H80ZM94 157V158H93ZM96 157V158H95ZM110 157V158H109ZM121 157H123V158H121ZM135 157V158H136ZM165 157H167L168 159H166ZM191 157V158H190ZM215 157V158H216ZM13 158V160H11ZM27 158V159H26ZM33 158H35L34 160H33ZM99 158V159H98ZM120 160H119V159ZM124 158H126V159H124ZM179 158V159H178ZM183 158V159H182ZM185 158V159H184ZM197 158V159H196ZM230 158V159H229ZM2 159H3V161H2ZM15 159V160H14ZM31 159V160H30ZM38 159V160H37ZM42 159V160H44L43 162H45V163H43V162H40V160ZM77 159V160H76ZM85 159V160H84ZM92 159V160H91ZM102 159V160H101ZM104 159H105V162H104ZM110 159V160H109ZM111 159H113V160H111ZM128 160V161H131L130 159H133L130 163H127V161L125 162L124 160ZM150 159L152 160V161H150ZM153 159H154V161H153ZM164 159H165V161H164ZM179 161H178V160ZM188 159V160H187ZM198 159H199V161H198ZM209 159V160H208ZM233 159V160H232ZM246 159V160H245ZM257 159V161H256V163L254 164V163H251L253 160H256ZM63 160H65V161H63ZM73 160L75 161L74 163H73ZM109 160V161H108ZM178 162H177V161ZM181 160V161H180ZM191 160V161H190ZM201 160V161H200ZM206 161V162H204V161ZM35 161V162H34ZM39 161V162H38ZM69 161V162H68ZM93 161V162H92ZM94 161H96V162H94ZM109 163H108V162ZM150 161V163H154L153 165H152V167L156 164V165H158V166H164V165H166V166H168L170 163H171V166H189L190 165V167H194L195 166V168H200V169H202V171L203 172H206L207 174H210L211 175V180H209V181H211L210 182V184H212L213 186H214V184H216V183H218V184H220L219 185V187H218V184L216 185L217 186V188H213L212 189V191H209L210 193H212V194H208V193H202V197H201V195L200 196H198V197H200V198H198L197 197V199L195 200V202H197V201H199V200H201V201H199V203H216L217 201H219V200H221V201H219L220 203L222 202V204L224 203H226V204H228L229 206H231L232 208H233V206L235 205L236 206V204L238 205V204H243V202L242 201H245V199L246 198H248L249 196V198L248 199H251V200H253L252 201V203L256 206H254L255 207V214H257L258 213V211L260 212V213H258L257 215H258V218L259 217H261V218H259L260 220H256L257 222H254V223H252V225L253 226H251V225H249V226H251V228L250 227H248L247 229L249 230H247L246 229V231H245V233L241 236V238H240V240H237V242L235 243V242H233L232 241V239L230 238V240H229V238L228 237H230L224 230H226L227 228H225L224 226H226V227H230L229 226V223H228V225H227V220H225V222L223 221V220H221V222L217 225L218 227H216V225L215 226H213L215 229H217V230H215L213 227H207L206 228V224L204 225V223H206L205 221H202V220H204V219H206V221H207V216L208 215H210V213H211V211H208V210H205L206 209V207H205V209H200L199 211H204V212H202V214H201V212H198L199 214H197V213H195V215L197 214V215H199L198 217L200 218V219H202V220H200V219H197L198 217H197V215L195 216L194 215V213H192L194 216L193 217H191L192 216V214L190 215V214H187V215H183V217H185V218H183L182 216L181 217H179V218H183V219H180L179 220V218L178 219H174L173 221H169V220H160V221H157V220H153V218L151 219V217H143V216H141V215H144V214H138L137 213V210H129L130 208H132L134 205L136 206V208H140L139 206H141V207H144V208H153V207H151L150 205H148L146 202H145V196L148 194V196H151V195H153L154 197H160V195H163V193L162 194H159V193H161V191H156L157 190V188L158 187H166V185H168V186H171V185H169V184H172L173 185V188H172V186H171V189H177V188H179V186H180V188L182 187H185V185H186V187H188V184L189 183H192L191 182V180L192 179H190V178H188V177H186L185 179H180V182L179 181H177V184L179 185H177V184H174L173 183V181L172 180H170V178L168 177V176H165V175H158L157 173H154L151 169H149V171H146V170H148V169H144L143 168V166H145L146 165V162H149ZM163 161V162H162ZM184 161V162H183ZM203 161V162H202ZM31 162H33V163H31ZM37 162V163H36ZM47 162V163H46ZM119 162V163H118ZM124 162V163H123ZM133 162V163H132ZM160 164H162V165H160ZM193 162H194V164H193ZM201 162V163H200ZM251 164H250V163ZM19 163V164H18ZM38 163H40V164H43V166L42 165H39ZM94 163V164H93ZM97 163H98V165H97ZM111 163V164H110ZM137 163H139V164H137ZM143 165H141V164ZM168 163V164H167ZM175 163V164H174ZM203 163V164H202ZM212 163V164H211ZM261 163V164H260ZM26 164V165H25ZM32 164H33V167H32ZM34 164H35V166H34ZM48 165V166H46V165ZM72 164V165H71ZM87 164V165H86ZM90 164V165H89ZM102 165V167H101V165ZM112 164H116L115 166L114 165H112ZM134 164V165H133ZM135 164H137V165H139V167L141 168V170L138 168V169H136V168H134V166H135ZM174 164V165H173ZM196 164V165H195ZM210 164V165H209ZM243 164V165H242ZM245 164V165H244ZM247 164H250L251 166H248ZM70 165V166H69ZM82 165H83V167H82ZM92 165V166H91ZM106 165V166H105ZM121 165H124V166H121ZM132 165V166H131ZM212 165V166H211ZM253 165V166H252ZM27 166V167H26ZM47 167V169H46V167ZM66 166V167H65ZM73 166V167H72ZM84 166H89L88 168L86 167H84ZM94 166V167H93ZM96 166V167H95ZM104 166V167H103ZM107 166H108V168H107ZM113 166V167H112ZM131 166V167H130ZM255 166H256V168H255ZM258 166V167H257ZM38 167V168H37ZM45 167V168H44ZM82 167V168H81ZM119 167V168H118ZM214 167H215V169H214ZM244 167V168H243ZM246 167V168H245ZM249 167V168H248ZM253 167V168H252ZM43 168V170H48L47 172H46V174H48V175H45V174H43L42 172V170L41 171H39V169H42ZM97 168H102L101 170L100 169H97ZM113 168V169H112ZM131 168V169H130ZM132 168H134V169H132ZM77 169H79L80 171H77ZM84 169V170H83ZM96 169V170H95ZM128 169V170H127ZM142 169H144V170H142ZM199 169V170H200ZM254 169V170H253ZM27 172H26V171ZM30 170V171H29ZM74 171V173H73V171ZM83 170V171H82ZM85 170H89V171H85ZM105 170V171H104ZM119 170V171H118ZM124 170H127V171H124ZM140 170V171H139ZM210 170V171H209ZM214 170V171H213ZM72 171V172H71ZM94 171H96L95 173H94ZM101 171H103V172H101ZM131 171H133V172H131ZM135 171V172H134ZM140 172V173H136V172ZM144 171V172H143ZM201 171V170H200ZM219 171V172H218ZM244 171V172H243ZM17 173V174H15V173ZM23 172V173H22ZM25 172V173H24ZM43 174V176H41V173ZM51 174H50V173ZM83 172V173H82ZM89 172V173H88ZM93 172V173H92ZM97 172L99 173L98 175H97ZM117 173V175H116V173ZM129 172V173H128ZM143 172V173H142ZM148 172V173H147ZM150 172V173H149ZM212 174H211V173ZM213 172H215V173H213ZM241 172H243V173H241ZM245 172H247V173H245ZM34 173H35V175H34ZM40 173V174H39ZM53 173H54V175H55V177H53L54 175H53ZM56 173H57V175H56ZM85 173H87V174H85ZM102 173V174H101ZM131 173H133L134 175H137L138 177L136 178V176H134L133 174H131ZM142 173V174H141ZM153 175H152V174ZM230 173V174H229ZM50 174V175H49ZM82 174V175H81ZM90 174H92V175H90ZM95 174V175H94ZM102 176H101V175ZM114 174V175H113ZM120 174V175H119ZM122 174H124V175H122ZM126 174V175H125ZM141 174V176H139ZM145 174V175H144ZM150 174V175H149ZM226 175V176H228L227 178H228V180L226 179V176L224 177L223 175ZM241 174V175H240ZM260 174V175H259ZM2 175V176H1ZM37 175H39V176H37ZM52 175V176H51ZM62 175V176H61ZM104 175V176H103ZM110 175H112V176H110ZM117 176V177H121L122 178V176L124 177V178H130V180H132L130 183V185L129 184H124L123 186H121V187H119V188H115V187H111V184H109L108 185V180H109V178H111V177H114V176ZM119 175V176H118ZM134 177H133V176ZM152 175V176H151ZM222 175V176H221ZM237 176V178H236V176ZM260 177H262L261 178V180L259 179V176ZM19 176V177H18ZM49 176H51V177H49ZM58 176V177H57ZM68 178H67V177ZM79 176V177H78ZM149 178H148V177ZM163 176V177H162ZM192 176V175H191ZM243 176H244V179H243ZM247 178H246V177ZM255 176H257L256 177V179L257 180H255V179H253V178H255ZM22 179H21V178ZM28 177H30V178H33V180H31V182L33 181V182H35L34 184V186H31V185H28V184H26L25 182H26V179L28 178ZM36 177H38V178H35ZM45 177V179H43ZM59 177H61V178H59ZM85 178V180H84V178ZM99 177V178H98ZM109 177V178H108ZM213 177V178H212ZM215 177V178H214ZM233 177H235V178H233ZM26 178V179H25ZM40 178V179H39ZM46 178L48 179V178H50V179H48V180H46ZM53 178V179H52ZM58 178V179H57ZM63 178V179H62ZM101 178V179H100ZM142 178V179H141ZM152 178V181H154V183L150 180ZM167 178V179H166ZM187 178H188V180H187ZM222 178V179H221ZM229 178H231V180L229 179ZM234 180H233V179ZM246 178V179H245ZM250 178H252V179H249ZM25 179V180H24ZM52 179V180H51ZM70 179V180H69ZM99 179V180H98ZM136 179V180H135ZM212 179L214 180V182L212 181ZM242 179V180H241ZM248 179V180H247ZM260 181H259V180ZM262 179H263V181H262ZM25 182H24V181ZM27 180H30L29 178L27 179ZM35 180V181H34ZM37 180V181H36ZM41 180V181H40ZM42 180H43V182L45 183H48V182H50V183H48V184H46L45 183V185H46V187L44 188V187H42ZM45 180V181H44ZM55 180V181H54ZM62 180V181H61ZM80 180V181H79ZM98 180V181H97ZM145 180V181H144ZM162 180V182H160ZM223 180V181H222ZM233 180V181H232ZM242 182H241V181ZM12 181V182H11ZM52 181V182H51ZM61 181V182H60ZM77 181V182H76ZM79 181V182H78ZM136 181H138L137 183H136ZM143 181V182H142ZM148 183H147V182ZM156 181H157V183H159V184H157L156 183ZM165 181H166V183H165ZM222 181V182H221ZM234 183H232V182ZM235 181V182H234ZM245 183H244V182ZM248 181L251 183H249L248 184ZM258 182V184H260V185H257V182ZM23 182V183H22ZM30 182V181H29ZM38 182V183H37ZM83 182H84V184H83ZM92 182V183H91ZM142 182V183H141ZM179 182V183H178ZM183 182H185V183H188V184H185V183H183ZM225 182H227V183H225ZM231 182V183H230ZM255 182V183H254ZM259 182H261V183H259ZM10 183V184H9ZM41 183V184H40ZM62 183H64V185L62 184ZM93 184L92 185V188H91V185H89V184ZM96 183V184H95ZM102 183V184H101ZM175 183H176V181H175ZM182 183V184H181ZM222 183H223V185L224 186H228L229 187V185L231 184V185H237V187H238V185L239 186H243L244 188H241V187H238V189H239V191L237 190L236 192H232V194H231V192H225V190H224V192H223V190H222V187H224L223 185H222ZM239 183V184H238ZM5 184V185H4ZM59 184V185H58ZM63 185V186H60V185ZM69 184V185H68ZM71 184V185H70ZM77 184V185H76ZM82 184V185H81ZM86 184H87V186H89V187H87L86 186ZM106 184V185H105ZM145 184H150V186L151 187H154V188H156L155 189V191H153V192H151L150 190H145V189H143V188H145L144 186H145ZM163 186H162V185ZM166 184V185H165ZM227 184V185H226ZM229 184V185H228ZM241 184V185H240ZM245 186H244V185ZM21 185V186H20ZM24 185V186H23ZM39 185V186H38ZM56 185H58V186H56ZM80 185V186H79ZM101 185H103V186H101ZM221 185H222V187H221ZM230 185V186H231ZM246 185H249V186H246ZM255 185V186H254ZM258 187H257V186ZM263 187H262V186ZM31 188H30V187ZM36 186H38V188L40 189H38ZM61 188H60V187ZM71 186V187H70ZM74 188H73V187ZM106 186V187H105ZM111 188H110V187ZM136 186V187H135ZM157 186V187H156ZM251 186V187H250ZM257 187V188H254V187ZM261 186V187H260ZM32 187H35V188H33L32 189ZM62 187H63V189H62ZM66 187V190L64 189ZM85 187H86V189H85ZM101 187V188H100ZM104 187V188H103ZM175 187H177V188H175ZM245 187H246V189H245ZM20 188V189H19ZM56 188V189H55ZM57 188H59V189H57ZM70 188V189H69ZM72 188V189H71ZM81 188V189H80ZM82 188H83V193H82V195L80 194V193H76V191L78 190L79 192H80V190H81V192H82ZM98 188V189H97ZM179 188V189H180ZM7 191H6V190ZM23 189V190H22ZM50 189V190H49ZM52 189H54V190H52ZM80 189V190H79ZM85 189V190H84ZM91 190V193H90V191L89 190ZM138 189V190H137ZM245 189V190H244ZM251 189H252V191H251ZM69 190V191H68ZM75 190V191H74ZM87 190V191H86ZM93 190V191H92ZM100 190V191H99ZM113 190V191H112ZM127 190H128V193H127ZM247 190H249V191H247ZM23 191V192H22ZM26 193H25V192ZM31 191H32V193H31ZM40 191V192H39ZM67 191V192H66ZM85 191V192H84ZM106 191H108V192H106ZM114 191H116V192H114ZM143 191H144V193H143ZM241 191V192H240ZM261 192V193H259V192ZM28 192V193H27ZM62 192H65V193H62ZM72 193L73 195H71L70 193ZM74 192V193H73ZM89 192V193H88ZM94 192V193H93ZM96 192V193H95ZM118 192V193H117ZM131 192V193H130ZM135 193L134 195H132L133 193ZM136 192H138L139 194H141V195H139L138 193H136ZM141 192V193H140ZM152 194H151V193ZM156 192H158V195L159 196H156ZM215 192V193H214ZM221 194H223V195H221ZM256 192H258V193H256ZM70 194V196H69V194ZM85 193V194H84ZM107 193H109V194H107ZM114 193H116V194H114ZM226 193V194H225ZM248 193V194H247ZM11 194V195H10ZM22 194V195H21ZM25 196H24V195ZM36 194V195H35ZM42 194V195H41ZM63 194H65L64 196H63ZM76 194V195H75ZM78 194V195H77ZM89 194H91L92 195V197H89L90 195ZM94 194H96V195H94ZM121 194H123V195H121ZM127 194V195H126ZM205 194V195H204ZM208 194V195H207ZM217 194V195H216ZM231 194V195H230ZM238 194V195H237ZM243 194V195H242ZM245 194V195H244ZM263 194V195H262ZM8 195V196H7ZM96 197V199L94 198V196ZM97 195H98V197H97ZM132 195V196H131ZM137 195H139V196H137ZM206 196V198L205 199H202V198H204V196ZM210 195H212L211 197H209ZM235 195H237V196H235ZM19 196H21V197H19ZM76 196V197H75ZM87 196V197H86ZM208 196V197H207ZM213 196H215V197H213ZM220 196V197H219ZM232 196V197H231ZM241 196V197H240ZM258 196V197H257ZM17 197V198H16ZM35 197V198H34ZM45 197H46V199H45ZM58 197V198H57ZM62 197V198H61ZM79 197V198H78ZM82 197V198H81ZM88 197L90 198V199H88ZM111 197V198H110ZM112 197H113V199H115L116 200V202H118V203H120L121 202V204H122V206L120 205V207L119 208H117V214H116V212H115V209H114V207H110V208H107V207H109L110 205V201H109V199L111 200L112 199ZM134 197V198H133ZM136 197H137V199H136ZM140 197V198H139ZM141 197H142V199H141ZM217 197V198H216ZM223 197V198H222ZM229 197H231V198H229ZM233 197H234V199H233ZM240 197V198H239ZM2 198V199H1ZM22 198V199H21ZM38 198V199H37ZM42 198V199H41ZM77 198V199H76ZM106 198V199H105ZM120 198H123V199H121L120 200ZM128 198H129V200H128ZM164 198V197H163ZM221 198V199H220ZM243 200H242V199ZM254 198V199H253ZM262 198V199H261ZM24 199V200H23ZM26 199V200H25ZM28 199V200H27ZM88 199V200H87ZM92 199V201L90 202V200ZM120 200V202H119V200ZM131 199V200H130ZM132 199H133V201H132ZM229 199V200H228ZM14 200H16V201H14ZM19 200V201H18ZM75 200V201H74ZM77 200V201H76ZM84 200V201H83ZM96 200V201H95ZM98 200H99V202H98ZM105 200H108V202L107 201H105ZM115 200H113V201H115ZM123 200H126V202L125 201H123ZM129 202H128V201ZM211 200V201H210ZM247 200V199H246ZM74 201V202H73ZM82 203H81V202ZM87 201H89V202H87ZM105 201V202H104ZM136 202L137 201V203L136 204H131L132 202ZM144 203H142V202ZM248 201H250V200H248ZM29 202V203H28ZM46 202V203H45ZM75 202H77V203H75ZM79 202V203H78ZM84 202H85V204H84ZM93 202V203H92ZM123 202V203H122ZM233 202V203H232ZM251 202V201H250ZM7 203V204H6ZM33 205H32V204ZM52 203V204H51ZM54 203V204H53ZM91 203V204H90ZM103 203V204H102ZM208 203V204H209ZM23 204V205H22ZM71 204V205H70ZM75 204V205H74ZM80 204V206H78ZM84 204V205H83ZM106 204V208H105V205ZM231 204V205H230ZM234 204V205H233ZM252 204V205H253ZM83 207H82V206ZM89 205L92 207H90V210H89ZM96 205V206H95ZM109 205V206H108ZM123 205H127L126 207H128V205H129V209L128 208H126L125 206L123 207ZM131 205V206H130ZM104 206V207H103ZM9 207V208H8ZM101 207H103V208H105V209H101ZM62 208V209H61ZM88 208V209H87ZM114 210H113V209ZM123 209L124 211V213L123 212H121V211H119V210H121V209ZM143 208V209H144ZM94 209V210H93ZM97 209H98V211H97ZM110 209H111V211H110ZM141 209V208H140ZM155 209H157V207H155ZM159 209V208H158ZM208 209V208H207ZM93 210V211H92ZM110 212H109V211ZM127 210V211H126ZM145 210V209H144ZM101 211V212H100ZM262 211V212H261ZM99 212V213H98ZM106 212H108V213H106ZM114 212V213H113ZM119 212V213H118ZM132 212V213H131ZM5 213V214H4ZM18 213V214H17ZM101 213V214H100ZM127 213H128V215H127ZM132 214V216H130L131 214ZM133 213H136V214H133ZM209 213V214H208ZM242 213H247L246 212V210L245 211H243ZM23 214V215H22ZM115 214V215H114ZM121 216H120V215ZM126 215V216H124V215ZM130 214V215H129ZM33 215V216H32ZM83 215V216H82ZM101 217H99V216ZM119 215V216H118ZM135 215V216H134ZM138 215H139V217H138ZM234 215H238V213L237 214H233L232 216H234ZM239 215H243V217H247L248 218V215L246 214V215H244V214H240L239 213ZM7 216V217H6ZM13 216V217H12ZM104 216V217H103ZM134 216V217H133ZM180 216V215H179ZM204 216V217H203ZM2 217V218H1ZM5 217V218H4ZM18 217V218H17ZM128 217H129V219H128ZM132 217V218H131ZM137 217V218H136ZM245 217V218H246ZM7 218V219H6ZM14 218V219H13ZM98 218V219H97ZM145 218V219H144ZM188 218V219H187ZM189 218H190V220H189ZM193 218H195V219H193ZM93 219V220H92ZM124 219V220H123ZM130 219H132V220H130ZM141 220L140 221V223L138 224V223H136V222H139V220ZM148 219V220H147ZM151 219V220H150ZM193 219V220H192ZM7 220V221H6ZM13 220V221H12ZM19 221V223L21 224H19L17 221ZM87 220V221H86ZM113 220V221H112ZM137 220V221H136ZM147 220V221H146ZM152 220H153V222H152ZM177 220V221H176ZM178 220H179V222H178ZM9 221V222H8ZM136 221V222H135ZM150 221V222H149ZM175 221V222H174ZM181 221H183L184 223H186V224H188V225H190V226H193V227H195L196 226V228L197 227H199V225L200 224H202L203 226H201L200 225V227H201V229L200 228H197V229H199L198 231L200 232L199 234H198V232H197V230L195 231L194 230V233L192 234V232H187V231H183V232H176V230L175 231H171V233H173L172 234V236H171V234L167 237V235L164 233H161V231L159 232L158 231V229H157V227H159L162 223V225H164V227H168V226H170L171 227V230H173V228L172 227H174V224L175 225H177V223H180ZM190 221V222H189ZM263 220H261V222H262ZM4 222V223H3ZM22 222V223H21ZM85 222H86V224H85ZM130 222H132V223H130ZM134 222V223H133ZM152 222V223H151ZM156 222H158L157 224H156ZM159 222H160V225H159ZM167 222V223H166ZM170 224H169V223ZM173 222V223H172ZM195 223V224H192V223ZM204 222V223H203ZM224 222V223H223ZM145 223H146V225H145ZM197 223V224H196ZM221 223H223L224 224V226H223V224H221ZM258 223V224H257ZM260 223V224H259ZM25 224V226H23ZM28 224V225H27ZM126 224V225H125ZM128 224H130V227H128ZM138 226H137V225ZM150 224V225H149ZM31 227H30V226ZM134 225V226H133ZM140 225V226H139ZM149 225V226H148ZM154 225H155V227H154ZM159 225V226H158ZM195 225V226H194ZM261 225V226H260ZM10 226V227H9ZM29 228H28V227ZM138 227V229H137V227ZM145 226V227H144ZM157 226V227H156ZM223 226V227H222ZM23 227V228H22ZM33 227V228H32ZM35 227V228H34ZM149 227V228H148ZM164 227H163V229H164ZM202 227H203V229H202ZM256 227V228H255ZM29 230H28V229ZM129 228H131V229H129ZM137 229V230H139L140 229V231H143V229H145V228H147V229H149V230H147V229H145L143 232H144V234H143V232H134V230L133 229ZM143 228V229H142ZM162 228V226L160 227V229ZM208 228H210L208 231H207V229ZM212 228V229H211ZM225 228V229H224ZM258 228V229H257ZM35 229V230H34ZM43 229H44V231H43ZM48 229V230H47ZM153 229V230H152ZM157 229V230H156ZM20 230V231H19ZM38 230V231H37ZM156 230V231H155ZM206 231V233H205V231ZM212 230H215V231H213L212 232ZM36 231V232H35ZM50 233H49V232ZM102 231V232H101ZM107 231H108V233H107ZM134 233H133V232ZM149 231V232H148ZM202 231V232H201ZM223 231V232H222ZM251 231V232H250ZM255 231V232H254ZM26 232V233H25ZM27 232H29V233H27ZM39 232V233H38ZM45 232H46V234H45ZM52 232V233H51ZM129 232V233H128ZM146 232V233H145ZM148 232V233H147ZM153 232V233H152ZM159 232V233H158ZM175 232V233H174ZM185 232V234H183ZM218 234H216V233ZM227 234H225V233ZM263 232V233H262ZM135 233H137V234H135ZM155 233V234H154ZM158 233V234H157ZM161 233V234H160ZM179 233V234H178ZM190 235H188V234ZM196 233V234H195ZM202 233V234H201ZM256 233V234H255ZM262 233V234H261ZM133 234H135V235H133ZM174 234H176V235H174ZM179 235V237H178V235ZM187 234V238H186V235ZM201 234V235H200ZM210 234V235H209ZM212 234H213V236H212ZM223 234H225V235H222ZM12 235V236H11ZM40 235V236H39ZM42 235V236H41ZM56 235V236H55ZM165 235V236H164ZM204 235V236H203ZM205 235H206V237H205ZM245 235V236H244ZM250 235H252V236H250ZM255 235V236H254ZM263 235V236H262ZM15 236V237H14ZM49 236V237H48ZM161 236V237H160ZM184 236V237H183ZM194 236H195V238H197V239H195L194 238ZM197 236H199V238L200 239H198V237ZM213 238H212V237ZM215 236H216V238H215ZM219 236V237H218ZM248 236H250V237H248ZM45 237V238H44ZM52 237V238H51ZM57 237V238H56ZM142 237H143V239H142ZM146 237V238H145ZM151 237V238H150ZM153 237V238H152ZM159 237V238H158ZM177 237V238H176ZM202 237V238H201ZM205 237V238H204ZM225 237H227V238H225ZM255 237H256V239H255ZM66 238V239H65ZM116 238V239H115ZM147 238H149V239H147ZM167 238V239H166ZM191 238V239H192ZM215 238V239H214ZM218 238V239H217ZM223 238V239H222ZM255 239V240H253V239ZM63 239V240H62ZM152 239H154V240H152ZM157 239V240H156ZM186 239V240H185ZM36 240V241H35ZM160 240V241H159ZM189 240H190V238H189ZM222 242H221V241ZM251 242H250V241ZM257 240V241H256ZM152 241V242H151ZM154 241V242H153ZM156 241V242H155ZM177 241V242H176ZM192 241V240H191ZM241 241V242H240ZM18 242V243H17ZM38 242H39V244H38ZM50 242V243H49ZM70 242V243H69ZM111 242V243H110ZM132 242V243H131ZM143 242V243H142ZM194 242V243H195ZM233 242V244H231ZM243 242V243H242ZM246 242V243H245ZM253 242V243H252ZM23 243V244H22ZM49 243V244H48ZM67 243V244H66ZM69 243V244H68ZM73 243V244H72ZM89 243V244H88ZM122 243V244H121ZM124 243V244H123ZM138 243V244H137ZM172 243H173V241H172ZM183 243V242H182ZM221 243V244H220ZM239 243V244H238ZM241 243H242V245H246L245 247L244 246H242L241 245ZM22 244V245H21ZM42 244V245H41ZM62 244H63V246H62ZM75 244V245H74ZM102 244V245H101ZM105 244V245H104ZM121 244V245H120ZM133 244V245H132ZM231 244V245H230ZM257 244V245H256ZM259 244H260V246H259ZM26 245V246H25ZM59 247H58V246ZM61 245V246H60ZM82 245V246H81ZM91 245V246H90ZM116 245V246H115ZM126 245H128V247L127 248H133V250L132 251H130V252H128V251H120V253L118 252H116V250H115V253H113V252H111V251H114V248H120L121 249V247H122V249L125 247ZM129 245H130V247H129ZM137 245H139L138 247H137ZM217 245V246H218ZM235 245V246H234ZM252 245V246H251ZM261 245H262V248H261ZM5 246V247H4ZM39 246V247H38ZM56 246V247H55ZM89 246V247H88ZM109 246V247H108ZM111 246H115L114 248L113 247H111ZM121 246V247H120ZM124 246V247H123ZM136 248H135V247ZM216 246V245H215ZM218 246V247H219ZM222 246V245H221ZM232 246H234V247H232ZM249 246V247H248ZM254 246V247H253ZM256 246V247H255ZM65 247V248H64ZM73 247V248H72ZM86 247V248H85ZM139 247H140V249H139ZM231 247H232V249H231ZM236 247V248H235ZM94 248V249H93ZM112 248V249H111ZM137 248H138V250H137ZM247 248V249H246ZM250 248H253L252 250L250 249ZM254 248L256 249L255 250V252H254ZM262 250H261V249ZM54 249V250H53ZM57 249V250H56ZM76 251H75V250ZM99 249V250H98ZM103 250L102 251V253H101V250ZM106 249V250H105ZM195 249V248H194ZM230 249V250H229ZM3 250V251H2ZM109 250V251H108ZM205 250V249H204ZM237 250V251H236ZM242 250V251H241ZM244 250V251H243ZM248 250V251H247ZM53 251V252H52ZM66 251V252H65ZM137 253H136V252ZM139 251V252H138ZM140 251L142 252L141 253V255H139L138 256V254H140ZM233 251H236V252H233ZM250 251V252H249ZM252 251V252H251ZM258 251V252H257ZM260 251V252H259ZM262 251V252H261ZM48 252V253H47ZM50 252V253H49ZM67 252H69V253H67ZM91 252V253H90ZM110 252V253H109ZM122 252H124V253H122ZM125 252H127V253H125ZM134 252V253H133ZM247 252V253H246ZM27 253V254H26ZM35 253H36V255H35ZM83 253V254H82ZM84 253H86V254H84ZM107 253V254H106ZM133 253V254H132ZM236 253H238V254H236ZM244 253V255H242ZM8 254H10V255H8ZM20 254V255H19ZM28 254H29V256H28ZM38 254V255H37ZM41 254V255H40ZM43 254V255H42ZM53 254V255H52ZM94 254V255H93ZM115 255V256H113V255ZM118 254V255H117ZM120 254V255H119ZM123 254H124V256H123ZM130 254V255H129ZM132 254V255H131ZM247 254V255H246ZM55 255V256H54ZM63 255V256H62ZM68 257H67V256ZM72 255V256H71ZM89 255V256H88ZM126 255H127V257H126ZM148 255V256H147ZM236 255V256H235ZM58 256V257H57ZM73 257V258H70V257ZM78 256V257H77ZM80 256V257H79ZM91 256H93V257H91ZM105 256H106V258H105ZM122 256V257H121ZM142 256L144 257V258H142ZM147 256V257H146ZM193 256V255H192ZM188 257V258H183V257H179V259H178V257L176 258V257H174V255L172 256L171 255V258H172V260H170L171 261V264H174L173 262H181L182 264H191L192 262H194L193 260L196 258V257H194V256H197L196 254L193 256V257ZM234 256V257H233ZM238 256V257H237ZM37 257V258H36ZM39 257V258H38ZM47 257V258H46ZM95 257V258H94ZM98 257V258H97ZM109 257V258H108ZM115 257H117V259L115 258ZM123 257H125L124 259H123ZM132 257V258H131ZM137 257V258H136ZM158 257H161V258H158ZM174 257V258H173ZM184 257H186V256H184ZM246 257V258H245ZM28 258V259H27ZM35 258V259H34ZM49 258V259H48ZM67 258V259H66ZM118 258H119V260H118ZM126 258H127V260H126ZM176 258V259H175ZM244 258H245V260H244ZM263 258V257H262ZM9 259V260H8ZM64 259V260H63ZM80 259V260H79ZM110 259V260H109ZM135 259V260H134ZM148 259H149V261H148ZM151 259H152V261H151ZM155 259V260H154ZM187 259H189V261H191V263H188L189 261L187 260ZM223 259H225V260H223ZM22 260V261H21ZM29 260V261H28ZM32 260V261H31ZM44 262H43V261ZM58 260V261H57ZM84 260H86V261H84ZM109 260V261H108ZM112 260V261H111ZM116 260V261H115ZM120 260H121V262H120ZM124 260H125V262H124ZM134 260V261H133ZM137 260V261H136ZM140 260V262H138ZM144 260V261H143ZM154 260V261H153ZM158 260V261H157ZM167 260V259H166ZM176 260V261H175ZM182 260V261H181ZM186 260V261H185ZM239 260V261H238ZM263 260V262L261 263V264H263L264 263V258L262 259ZM42 261V262H41ZM47 261V262H46ZM74 261H75V263H74ZM87 261H89V262H87ZM228 261V262H227ZM59 262V263H58ZM73 262V263H72ZM132 262V263H131ZM144 262V263H143ZM155 262V263H154ZM179 262L177 263V264H179ZM183 262H187V263H183ZM211 263V264H217V263ZM221 262V263H220ZM67 264V263H66ZM260 264V263H259Z\"/></svg>","mask_w":264,"mask_h":264},{"label":"bare ground","instance_id":"2","mask_svg":"<svg viewBox=\"0 0 264 264\" xmlns=\"http://www.w3.org/2000/svg\"><path fill=\"white\" fill-rule=\"evenodd\" d=\"M1 1V0H0ZM13 1V0H12ZM19 1V0H18ZM21 1V0H20ZM30 2V4H33L34 2V0H32V1H30V0H26V2ZM42 1V0H41ZM41 1H39V2H41ZM77 1V0H76ZM79 2H80V0H78ZM78 1L76 2V3H78ZM98 1V0H97ZM101 1V0H100ZM113 1H116V3L118 2V3H122V4H124V3H127L126 1H130V0H113ZM112 1V2H113ZM132 1H134V2H132ZM136 1H137V5H136ZM169 1H171L170 3H171V16H169V17H166V14H165V12L163 11L162 12V10H158V9H156L157 11H152L153 10V8L155 9V6L154 5H156L158 2H159V0H146V1H144V0H131V3H133V4H135V5H133V6H131V4L130 3H128V4H130V8L132 9V11H134V12H131V13H128V15L126 14L124 17H122V19L123 20H127V22L125 23V24H123V25H125L124 27H125V29L127 28V30H129V29H131L130 30V32H132V30L133 31H135V32H137V33H142V35L143 34H149V35H151L150 33H156L154 36H153V34H152V37H150L149 39L151 40H149L148 42L150 43V45H149V43H146L147 45L145 46V47H142L141 48V46L140 45H136V48L135 47H131L130 45H128V46H125V47H121L122 48V50H124V51H122V52H124L125 53V55H124V59L123 58H120V59H123V61L121 62L120 60V62H121V64L119 65V67H120V69H122L123 71L122 72H120L121 70H117V69H119V67H117V71L116 70H114L113 69V67L114 68H116L114 65H112L113 67L111 68V71H108V72H103L104 73V75H103V73L102 72H99L100 70H101V67L99 66V65H97V64H95L94 63V61H92V62H88V64L86 65V68H84L83 69V67H85V66H81L82 68H80V70L82 69L83 71L85 70V69H89L88 71H89V73H90V70H91V73L92 74H94L95 75V73L94 72H92V71H97V72H99L101 75H99V76H101L100 78H102V75L104 76V78L103 79H107V78H109V77H107V75H109L110 76V74H112V73H114V72H117L118 73V71L120 72V73H118V75H117V73L115 74L114 73V75L115 76H113V79L111 78L110 80L109 79H107V80H109V81H112V82H114L115 80H114V78L115 77H119V76H122L123 78H117L116 79V81L118 80V79H120L121 80V82H123L122 81V79H124V77H125V79H127V82H129V80H132L131 82H133V80H134V78H135V80L136 79H138L139 77H140V79H142L143 81H148V80H150V81H152V82H154V81H156V80H163L164 79V81L166 80V79H170L171 81H176V80H178V78L180 79H185L186 80V83H181V81H180V83L182 84L181 86L179 85V83H178V81H176L178 84H176V85H179L180 87H181V89L183 88L184 90H186V92L184 91V93H180L179 92V90L177 91L176 89H175V86H174V89L173 90H171V89H169L168 90V88H170V87H173V85L175 84H173V82H172V85L170 84V82L168 83V84H170L169 85V87H168V85L165 83V82H163V83H161V84H164V85H158V84H155L154 85V87L156 88H154V87H152V88H148V87H150V86H148V85H145V84H143V85H145L146 87H143L142 86V88H139L138 86L136 87V88H139L138 90H136V89H134L135 90V92H131V90L133 89H129V93L131 92V95H135L134 93H136L137 94V92L138 91H141L140 93H138L136 96H134L135 98H136V106H137V108H138V111H137V113H139V115H141V117H142V119L139 121L140 122V125L139 126H142L143 128H142V130L143 129H145V128H153L154 130H156L157 132H160V131H162V130H164L165 128H168V129H173V130H175V131H177V132H179V134L180 133H182V134H184L185 132H187V134H189L188 132V130L189 129H192L193 127H194V129H197V131H201L202 133H204V135L205 136H208L209 137V139H210V141L213 139L214 141H215V143L218 145V146H221V147H223V149H225L224 151L222 150V155H223V152L225 153L226 152V149H228V152H229V150H230V153H231V151L232 150H236V147H237V141L239 142L240 140V137L239 136H234V137H232L231 135H228V133L226 132V131H228V130H226V129H229V131L232 129V128H235L236 126H239V125H241L243 122L244 123H246V122H248L249 120H250V118L249 117H251L252 118V116L254 117V115H252V116H250V114L249 113H245V112H247L248 110L249 111H251L250 109H252L253 107H257V106H262V114L264 115V93H262L261 91L262 90H264V88L262 89V90H257V91H253V93H252V89L254 88V87H264V56L262 57V53H263V51H264V39L262 40V39H260V36H259V34H261V33H259V32H254V34L253 33H251L250 31H248L247 29H245L243 32H249V34H248V37L249 36H251L252 37V42H250V40H249V42H250V44L247 46L246 45V42H243L242 40H240V42L242 41V43H237V41L236 42H234L235 44H232L231 42V44L229 43V44H227V45H225L224 43V40H223V44L221 43V45L220 46H216V48L215 49H213V50H217L216 52H219V53H214L213 54V52H205V53H207V56L205 57L204 55H205V53H204V51H206V49L202 52V50L204 49V47H206V46H204L202 43H209V41L207 40V37H205L207 34H208V32L212 29L213 30V28L215 27V26H217V24H219L218 26H221L220 25V23L222 22V23H224V17L226 16V14H229V17H230V15L232 14V12H231V10L229 9V11L231 12V14H230V12L228 13L227 11H228V7L230 6L229 4H231V3H233V2H235V1H238V0H169ZM10 2H11V0H10ZM9 2V0H2V3L3 4H10L11 5V3ZM43 2L44 3H46L45 2V0H43ZM47 2H50V3H53V0H47ZM54 2H56V1H54ZM82 2H83V0L80 2V4L82 5ZM85 2V1H84ZM83 2V3H84ZM37 3V2H36ZM65 3V2H64ZM100 4H98V6H100V5H102V4H104V2H103V0L101 1V2H99ZM102 3V4H101ZM110 3H111V1H110ZM114 3V2H113ZM8 4V5H9ZM13 5H15L16 7H17V10L20 12L19 14H20V16H21V14H22V17L24 16V17H27L26 19H27V22H26V24H34L35 26L36 25H41V27L43 26V27H46V25L48 26H50L51 24H55V23H53L52 21H42V19L40 20V19H37V18H31V16H27L28 14V12H26L25 11V9L26 8H23L24 6H25V4H23L24 6H21V5H19V3H17L16 1H14L13 3H12ZM27 4V3H26ZM58 4V3H57ZM66 4H67V2H66ZM72 4V3H71ZM88 4V3H87ZM127 4V5H128ZM5 5V6H6ZM9 5V6H10ZM28 5V4H27ZM26 5V6H27ZM35 5V4H34ZM44 5V4H43ZM53 5V4H52ZM52 5H50V6H52ZM60 5V4H59ZM74 5V4H73ZM80 5V6H81ZM84 5V4H83ZM95 5V4H94ZM94 5L92 6L91 4H90V8H88V9H93V8H95L94 7ZM97 5V4H96ZM106 5V4H105ZM108 5V4H107ZM238 5V4H237ZM33 5H31V7H32ZM37 6V5H36ZM54 6V5H53ZM52 6V7H53ZM68 6V5H67ZM66 6V7H67ZM70 6V5H69ZM76 6H78V5H76ZM158 6H160V4L158 5ZM177 7L178 6V8H176V9H174V7ZM217 6H219L218 8H217ZM3 7V6H2ZM29 7V6H28ZM82 7V6H81ZM83 7H85V6H83ZM86 7H87V5H86ZM86 7H85V9H86ZM103 7V6H102ZM6 8V7H5ZM33 8V7H32ZM45 8V7H44ZM51 8V7H50ZM60 8V7H59ZM70 8V7H69ZM78 8H79V6H78ZM104 8V7H103ZM128 8V7H127ZM157 8V7H156ZM160 8V7H159ZM224 8H226V9H224ZM1 9L2 8H0V11H1ZM12 9V8H11ZM29 9V8H28ZM34 9V8H33ZM82 9H84V8H82ZM222 9H224L223 11H226V12H223V11H221ZM16 10V9H15ZM97 10V9H96ZM125 10H127V9H125ZM39 11H42V10H39ZM75 11V10H74ZM82 11V10H81ZM85 11V10H84ZM88 11V10H87ZM95 11V10H94ZM237 11V10H236ZM7 12V11H6ZM14 12V11H13ZM17 12V11H16ZM53 12V11H52ZM89 12H91V11H89ZM109 12V11H108ZM2 13H3V11H2ZM2 13H1V15H2ZM42 12H40V14H41ZM44 13V12H43ZM54 13H56V12H54ZM60 13V12H59ZM76 13V12H75ZM81 13V12H80ZM92 13V12H91ZM163 13H164V15H163ZM225 13V14H224ZM241 13V12H240ZM248 13V12H247ZM256 13H258V11L256 12ZM255 13V14H256ZM3 14H5V13H3ZM48 14V13H47ZM53 14V13H52ZM88 14V13H87ZM102 14V13H101ZM110 14V13H109ZM168 14V13H167ZM259 14V13H258ZM0 15V16H1ZM17 15V14H16ZM60 15V14H59ZM74 15V14H73ZM90 15V14H89ZM99 15V14H98ZM239 15H241V14H239ZM257 15V14H256ZM259 15H261V14H259ZM4 16V15H3ZM3 16H1V17H3ZM12 16V15H11ZM10 16V17H11ZM19 16V17H20ZM34 16V15H33ZM36 16V15H35ZM70 16V15H69ZM75 16V15H74ZM77 17H78V15H76ZM85 16V15H84ZM88 16V15H87ZM91 17H92V15H90ZM101 16V17H100ZM98 18L99 19H105V18H103L102 17V15H100ZM111 16V15H110ZM232 16V15H231ZM247 16H249V15H247ZM6 17V16H5ZM5 17H4V19H5ZM9 17V18H10ZM41 17V16H40ZM45 17V16H44ZM51 17V16H50ZM95 17H96V15H95ZM42 18V17H41ZM46 18V17H45ZM52 18H54V20H55V17H52ZM51 18V19H52ZM64 18V17H63ZM70 18V17H69ZM73 18V17H72ZM82 18V20H83V17H81ZM85 18V17H84ZM118 18V17H117ZM15 19V18H14ZM13 19V20H14ZM47 19V18H46ZM76 19V20H75ZM73 21H76L75 22V24L76 25H79V26H83V22H82V20H80V18H78V20H77V18H75ZM96 19H97V17H96ZM115 19V18H114ZM225 19H227V17L225 18ZM232 19V18H231ZM230 18H229V20H231ZM234 19H235V16H234ZM243 19V18H242ZM260 17L258 16V18H256L255 17V15H250V17H249V23H251V25H253L255 28H257V27H261L260 26ZM263 20H264V18H262ZM3 20V19H2ZM6 20V19H5ZM17 20V19H16ZM65 20H67V19H65ZM68 20H70L71 21V19H68ZM237 20H241L240 18H238ZM21 21V20H20ZM69 21V22H70ZM97 21V20H96ZM103 21V20H102ZM116 21V20H115ZM248 21V20H247ZM6 22H8L7 20H6ZM2 23V24H0V25H2V26H0L5 32L6 31H8V32H10V30L12 31V30H15L16 32H22V33H24L25 35H30V36H32V37H30V36H28V37H24V38H22V40H20V39H17V41H16V37H17V34H16V37L14 38V40L16 41V45L17 46H19L18 48H22V46H20V44L22 43V45L25 43V44H27V46H32V45H34L35 47H37V48H39V47H41L42 45H44V43H47V39H46V36H44V38H42V36H41V38L39 37V39L37 40L36 38L34 39L33 37L35 36H33V35H31V31L32 30H30L31 28H30V26L29 25H26V26H28V27H26V26H16V23L15 24H13V26H12V23H11V25L9 24H7V23ZM23 22V21H22ZM66 22V21H65ZM98 22V25L99 26H101V28L103 27H105V26H103V23L101 24V22L100 21H97ZM97 22H95V23H97ZM112 22V21H111ZM116 22H118V24H115ZM116 22H114L113 24L115 25L114 27H118L120 24V21H116ZM122 22V21H121ZM220 22V23H219ZM226 22V21H225ZM228 22V21H227ZM235 22H236V20H235ZM238 22V21H237ZM24 23V22H23ZM64 23V22H63ZM71 23V22H70ZM105 23H106V21H105ZM104 23V24H105ZM124 23V22H123ZM221 23V24H222ZM239 23V22H238ZM243 22H241V24H242ZM264 23V22H263ZM62 24V23H61ZM60 24V25H61ZM15 25V26H14ZM33 25V26H34ZM86 25H88V24H86ZM93 25H94V23H93ZM111 25H112V23H111ZM116 25H118V26H116ZM123 25H122V28H123ZM223 25V24H222ZM52 26V25H51ZM58 26V25H57ZM65 26V25H64ZM113 26V25H112ZM38 27V26H37ZM54 27V26H53ZM61 27V26H60ZM89 27V26H88ZM98 27V26H97ZM107 27H111V26H108L107 25ZM120 27V26H119ZM186 27V28H185ZM227 27V26H226ZM1 28H0V31H2L1 30ZM33 28V27H32ZM50 28H52V27H50ZM55 28H56V26H55ZM57 28H59V27H57ZM62 28H63V26H62ZM80 28V27H79ZM100 28V29H101ZM102 28V29H103ZM112 28V27H111ZM111 28H109V29H111ZM188 28V29H187ZM217 28V27H216ZM255 28H254V30H255ZM34 29V28H33ZM37 29V28H36ZM41 29V28H40ZM39 29V30H40ZM46 29V28H45ZM54 29V28H53ZM99 29V28H98ZM105 29V28H104ZM184 29H187L186 31H188L189 29V31L188 32H185V31H183ZM230 29V28H229ZM18 30V31H17ZM43 30V29H42ZM47 30V29H46ZM50 30V32H51V29H49ZM60 30V29H59ZM58 30V31H59ZM63 30V29H62ZM66 30V29H65ZM126 30V31H127ZM215 30V29H214ZM34 31V30H33ZM57 31V35L56 36H58L59 38V41L60 42H69L70 40L68 39V36H66V33L65 32H62L61 30V32L59 31L58 32ZM73 31V30H72ZM85 31V30H84ZM264 31V30H263ZM262 31V32H263ZM20 32H19V34H20ZM29 32H31V33H29ZM37 32V31H36ZM35 31H34V33H36ZM69 32V31H68ZM74 32V31H73ZM102 32V31H101ZM134 32V33H135ZM163 34L162 36L164 37V39L163 40H161V41H164V43H160L159 42V38L161 39V36L159 37L158 36V34H161V33ZM7 33V32H6ZM11 33V32H10ZM13 33H14V31H13ZM21 33V34H22ZM38 33V32H37ZM44 33V31L42 32V34ZM52 33V32H51ZM55 33V32H54ZM53 33V34H54ZM264 33V32H263ZM1 35H2V32L0 33ZM46 35L48 34V32L47 33H45ZM56 34V33H55ZM10 35V34H9ZM38 35V34H37ZM92 35V34H91ZM157 35V36H156ZM264 35V34H263ZM262 35V36H263ZM5 36V34H3V37H1L0 36V40H3V39H5V40H9V41H12V37H10V36H8V34L6 35L7 37H4ZM70 36V35H69ZM74 36V35H73ZM131 36H133V35H131ZM136 36H139V37H141V34L140 35H136ZM23 37V36H22ZM51 37V36H50ZM148 37V36H147ZM158 37V38H157ZM49 38V37H48ZM52 38V37H51ZM138 38V37H137ZM136 38V39H137ZM144 38V37H143ZM241 38V37H240ZM239 38V39H240ZM58 39H57V41H58ZM145 39V38H144ZM239 39H237L238 41H239ZM77 40V39H76ZM138 40H139V38H138ZM142 40V39H141ZM148 40V39H147ZM14 41V42H15ZM50 42H51V40H49ZM54 41L56 42V39H54ZM95 41V40H94ZM136 41V40H135ZM145 41V40H144ZM143 40H142V42H144ZM247 41V40H246ZM13 42V43H14ZM53 42V41H52ZM51 42V43H52ZM219 42V41H218ZM217 42V43H218ZM222 42V41H221ZM229 42V41H228ZM232 42H233V40H232ZM248 42V41H247ZM54 43V42H53ZM59 43V42H58ZM90 43V42H89ZM96 43V42H95ZM152 43V44H151ZM159 43H160V46H159ZM245 43V44H244ZM252 43H254V44H252ZM100 43H98V45H99ZM131 44H133V43H131ZM144 44V43H143ZM203 46H202V45ZM255 44H257L256 46H255ZM13 45V44H12ZM15 45V46H16ZM40 45V46H39ZM46 45V44H45ZM52 45V44H51ZM55 45V44H54ZM57 45V44H56ZM92 45V44H91ZM155 45H157V46H159L158 48H156L155 47ZM189 45H191V46H189ZM206 45V44H205ZM208 45V44H207ZM217 45V44H216ZM222 45H225L226 47H221ZM255 47H254V46ZM24 46H26V45H24ZM130 46V47H129ZM134 46H135V44H134ZM137 46H138V48H137ZM162 46V47H161ZM188 47V48H190V47H195V49H197L198 51H201L202 53H200L199 55L197 54V56H193V57H190V55L192 56V54L190 53V52H188L187 53V55L184 53V55L183 54H181L182 53V50L180 49L181 47ZM212 45H210V46H207L208 47V49L207 50H210L211 48H213V47H215V45L214 46H212ZM258 46V48H256ZM44 48H45V46H43ZM76 47L77 48H80L81 49V46L79 45V44H76ZM88 47V46H87ZM101 47V46H100ZM192 47V48H193ZM206 47V48H207ZM10 48H12V47H10ZM20 48V49H21ZM37 48H36V50H37ZM93 48V47H92ZM182 48V49H183ZM203 48V49H202ZM210 48V49H209ZM222 48H227L225 51H227L226 52V55L223 53V52H220V51H222ZM5 49V48H4ZM23 49V48H22ZM35 49V48H34ZM52 49V48H51ZM57 49H58V46H57ZM67 49V48H66ZM89 49H90V46H89ZM94 50H95V48H93ZM97 49V48H96ZM18 50V49H17ZM50 50V49H49ZM53 50V49H52ZM92 50V49H91ZM191 50V49H190ZM213 50H211V51H213ZM1 51L2 50H0V53H1ZM25 51V50H24ZM41 51H42V49H41ZM45 51V50H44ZM47 51V50H46ZM58 51V50H57ZM66 51V50H65ZM80 51V50H79ZM84 51V50H83ZM97 51V50H96ZM99 51H101V50H99ZM109 51V50H108ZM126 51V52H125ZM192 51V50H191ZM257 51H259L258 53H260V54H262L261 55V57H257V56H259V55H257L258 53H257ZM261 51H262V53H261ZM21 52V51H20ZM29 52V51H28ZM35 52V51H34ZM102 52V51H101ZM2 53H4V51L2 52ZM9 53V52H8ZM40 53V52H39ZM59 53V52H58ZM63 53V52H62ZM65 53V52H64ZM83 53V52H82ZM91 52H85V53H83L84 55H85V57H87L88 59V61H91L92 59H93V57H92V53L90 54ZM106 54H107V52H105ZM228 53V54H227ZM22 54V53H21ZM23 54H24V52H23ZM42 54V53H41ZM45 54V53H44ZM44 54H42V55H44ZM73 54V53H72ZM75 54V53H74ZM81 54V53H80ZM101 54V53H100ZM108 54H110V55H112V52L110 53V51H109V53ZM209 54V55H208ZM211 54V55H210ZM5 55V54H4ZM4 55L3 54H0V56H2V57H4ZM7 55V54H6ZM25 55H26V53H25ZM41 55V56H42ZM60 55V54H59ZM110 55H106L107 57H104V58H106L107 60H106V62H109L110 64H113V63H111L110 61H108V59H110V60H112L111 58H110ZM9 56H11V55H7V57L8 58H10ZM57 56V55H56ZM69 56V55H68ZM72 56V55H71ZM70 56V57H71ZM81 56H82V54H81ZM103 56H105V55H103ZM119 56V55H118ZM201 56L203 57H205V59H204V57L203 58H201ZM1 57V58H2ZM6 57V58H7ZM11 57H15V56H13V54H12V56ZM17 57V56H16ZM97 57H98V55H97ZM121 57V56H120ZM199 57V58H198ZM67 58V57H66ZM83 58V57H82ZM112 58H113V56H112ZM118 58V57H117ZM203 59V60H201V59ZM241 58V59H240ZM242 58L245 60L244 62H241L242 61ZM15 59V58H14ZM68 59V58H67ZM98 59V58H97ZM192 59V61L194 62H190V60ZM240 59V60H239ZM10 60V59H9ZM16 60H17V58H16ZM19 60V59H18ZM50 60V59H49ZM85 60V59H84ZM116 60V59H115ZM199 60H201L200 62L202 63L203 61V63H204V65L202 66H200L199 65V63H198V61ZM205 60H206V62H205ZM113 61H114V59H113ZM228 61V62H227ZM81 62V61H80ZM119 62V63H120ZM23 63H24V61H23ZM76 62H74V64H75ZM78 63V62H77ZM116 63V61L114 62V64ZM202 63V64H203ZM42 64V63H41ZM48 64V63H47ZM86 64V63H85ZM99 64H100V62H99ZM106 64V63H105ZM116 64H118V63H116ZM115 64V65H116ZM50 65V64H49ZM102 65H104V63L102 64ZM193 65H194V67H193ZM78 66V65H77ZM107 65H105L104 67H102L103 69L106 67ZM110 66V65H109ZM109 66L108 67H106V68H109ZM47 67V66H46ZM66 67V66H65ZM72 67V66H71ZM74 67V66H73ZM73 67H72V69H73ZM75 67H76V65H75ZM100 67V70L98 71V68ZM32 68V67H31ZM43 68V67H42ZM79 68V67H78ZM1 69V68H0ZM54 69V68H53ZM68 69H69V67H68ZM68 69H65V70H68ZM71 69V68H70ZM76 69V68H75ZM9 70H10V68H9ZM29 70V69H28ZM34 70V69H33ZM32 70V71H33ZM40 70V69H39ZM38 70V71H39ZM74 70V69H73ZM79 70V69H78ZM79 70V71H80ZM108 70H110V69H108ZM2 71V70H1ZM18 71V70H17ZM45 71H47L46 69H45ZM53 71V70H52ZM76 71V70H75ZM105 71V70H104ZM6 72H7V70H6ZM9 72V71H8ZM7 72V73H8ZM34 72V71H33ZM40 72V71H39ZM54 73L56 72V71H53ZM52 72V73H53ZM1 73V72H0ZM2 73H3V71H2ZM24 73H26V72H24ZM37 73V72H36ZM46 73V72H45ZM47 73H48V71H47ZM78 73V72H77ZM82 73V72H81ZM105 73L107 74V75H105ZM121 73H123L124 74V76H123V74L121 75ZM27 74V73H26ZM33 74V73H32ZM38 74V73H37ZM36 74V75H37ZM43 74V73H42ZM42 74H38V77H41V76H39V75H42ZM74 74V73H73ZM97 74V73H96ZM14 75V74H13ZM51 75V74H50ZM75 75V74H74ZM94 75H90L89 74V77L91 78V80L93 79H95L94 78ZM113 75V74H112ZM49 76V75H48ZM48 76H46V79L48 78ZM52 77L54 76L53 74L51 75ZM51 76H49V77H51ZM56 76V75H55ZM64 76V75H63ZM69 76H73L72 75V73H71V75H69ZM76 76V75H75ZM97 76V75H96ZM37 77V76H36ZM35 77V78H36ZM37 77V78H38ZM43 77H44V74H43ZM56 77H59V76H56ZM65 78H66V76H64ZM136 77H138V78H136ZM238 77V78H237ZM19 78V77H18ZM21 78V77H20ZM42 78V77H41ZM45 78V77H44ZM76 78V77H75ZM229 78L231 79H234V78H237V80L239 79V83L238 82H236V83H230V81L232 80H229ZM43 79V78H42ZM45 79V80H46ZM53 79V78H52ZM56 79H58V78H56ZM69 79H70V77H69ZM73 79V78H72ZM98 78H96V80H97ZM176 79V80H175ZM23 80V79H22ZM30 80V79H29ZM49 80H51V78L49 79ZM59 80H60V77H59ZM58 80V81H59ZM80 80V79H79ZM84 80H86V81H88L87 82V84L89 85V83L91 84L92 83V81L90 80H88V78H84ZM10 81V80H9ZM32 81H33V79H32ZM44 81V80H43ZM53 81V80H52ZM55 81V80H54ZM53 81V82H54ZM70 81V82H69ZM68 81V79H67V81H66V83L64 82V84H61V83H59V84H61L60 86V88L59 89H55V90H53L52 89V91H50V94H49V98L53 101V102H55L56 100V102H58V100L59 99H61L62 97H65V96H67V95H69L70 97H69V99L73 96V94L74 93H81L80 91L81 90H83V91H94V94L96 93L95 91V89H93V88H97V89H99V85L97 86V87H94L93 85H95L96 83L95 82H93V85H90V86H87V87H85V88H87V89H85L84 90V87H83V89L81 88V84L83 83V82H81V84L79 85L78 83H80V82H77V85H75V83H74V80H73V82H71L72 80H69ZM83 81V80H82ZM102 80H100V82H101ZM115 81V82H116ZM184 81V80H183ZM8 82V81H7ZM21 82V81H20ZM28 82V81H27ZM61 82H62V80H61ZM85 82V81H84ZM112 82H110V83H108V84H111ZM120 81H118V82H116V83H118V85H120V83H119ZM125 83H127L126 81H124ZM123 82V84H125ZM135 83H139V80H137V82L136 81H134ZM167 82V81H166ZM231 82H233V81H231ZM234 82H235V80H234ZM40 83V82H39ZM38 83V84H39ZM49 83V82H48ZM103 83V82H102ZM116 83H113L112 85L114 86V84H116ZM148 83V82H147ZM150 83V82H149ZM155 83V82H154ZM22 84V83H21ZM24 84V83H23ZM105 84V83H104ZM122 84V83H121ZM129 84H130V82H129ZM133 84V83H132ZM185 84V86H186V88H184L183 87V85ZM19 85V84H18ZM37 85V84H36ZM35 85V86H36ZM56 85H57V82H56ZM79 85V86H78ZM84 85H86V84H84ZM105 85H107V84H105ZM127 85V84H126ZM125 85V86H126ZM151 85V84H150ZM158 85V86H157ZM23 86V85H22ZM32 86V85H31ZM39 86H41V85H39ZM44 86V85H43ZM51 86V85H50ZM93 86V87H92ZM102 86L104 87L103 89H105V88H107V87H109V85H107V86H104L103 84H102ZM112 86V89L113 90H116L115 88V86L113 87ZM124 86V87H125ZM130 86V85H129ZM157 86V87H156ZM159 86H162L161 87V89H159ZM45 87V86H44ZM43 87V88H44ZM47 87V86H46ZM52 87V86H51ZM127 87H128V85H127ZM141 87V86H140ZM259 87V88H260ZM37 88V87H36ZM41 88H42V86H41ZM42 88V89H43ZM47 88H50L49 87V85H48V87ZM111 88V87H110ZM120 88V87H119ZM129 88V87H128ZM179 88V87H178ZM23 89V88H22ZM100 89L101 90H103L102 88H101V85H100ZM112 89H109L108 88V90L106 91V92H110V90H112ZM140 89H142V90H140ZM180 89V90H181ZM48 90H50V89H48ZM127 90V89H126ZM133 90V91H134ZM30 91V90H29ZM54 91V92H53ZM137 91V92H136ZM188 91V92H187ZM23 92H24V90H23ZM91 92V94L93 95V93ZM102 92V91H101ZM113 93H114V91H112ZM122 92V91H121ZM183 92V91H182ZM256 92H258L257 94H255ZM261 92V93H260ZM264 92V91H263ZM15 93V92H14ZM28 93V92H27ZM40 93V92H39ZM86 93V92H85ZM88 93V92H87ZM127 93H128V91H127ZM127 93H125V94H127ZM28 94H30V93H28ZM72 94V95H71ZM84 93H82V95H83ZM89 94V93H88ZM98 94V93H97ZM100 94V93H99ZM98 94V95H99ZM107 94V93H106ZM110 94H111V92H110ZM109 94V95H110ZM118 94L119 93H117L116 94V91H115V94L114 95H116L117 97H118ZM123 95H124V93H122ZM121 93H120V95H119V97L122 95ZM46 95V94H45ZM79 95V94H78ZM77 95V99H78V97H82L81 95L80 96H78ZM92 95H90L89 94V98H86L84 95H83V97L82 98H86L87 99V101L85 100V101H83V102H86L85 104H82L83 106L85 105H88V100L90 99L91 100V103H89V104H92V99L90 98V97H93L94 98V96H96V94L94 95V96H92ZM97 95V96H98ZM102 95V96H101ZM100 95V99L102 100V103H106V100H105V102H103L104 101V99L103 98H101V97H104L103 96V92H102V94ZM122 95V97H124ZM39 96V95H38ZM111 96H112V94H111ZM240 96H242V97H240ZM17 97V96H16ZM74 97V96H73ZM72 97V98H73ZM108 97V96H107ZM113 97V96H112ZM118 97V98H119ZM128 98H129V96H127ZM1 98V97H0ZM30 98H32V97H30ZM68 98V97H67ZM75 98V97H74ZM82 98H81V100H82ZM105 98V97H104ZM125 98V100H126V96L124 97ZM128 98H127V100H128ZM134 98V99H135ZM76 99V100H77ZM100 99L97 97V101L99 100L100 101ZM108 99H110L111 100V98H108ZM113 99V98H112ZM21 100V99H20ZM63 99H61V101H62ZM71 100V99H70ZM75 100V99H74ZM80 100V101H81ZM126 100V102H127V104H128V101ZM130 100H131V98H130ZM189 100H192L193 102L195 101L197 104H195V103H193L192 101L190 102ZM60 101V100H59ZM60 101V102H61ZM97 101H96V98H95V101H93V102H96L97 103ZM109 101V100H108ZM107 101V102H108ZM114 101V100H113ZM132 101V100H131ZM185 101V102H184ZM189 101V102H188ZM63 102V101H62ZM77 102V101H76ZM82 102V101H81ZM80 102V103H81ZM88 102V103H87ZM134 102H135V100H134ZM213 102H215V103H213ZM16 103V102H15ZM21 103V102H20ZM59 103V102H58ZM79 103V102H78ZM101 103V102H100ZM99 103V104H100ZM109 103V102H108ZM120 103H122V102H120ZM120 103H119V105H120ZM131 103V102H130ZM133 103V102H132ZM185 103H190L189 104V106L188 105H186ZM194 104V105H197V107H193V106H190L191 104ZM215 104L214 106L216 107V105L218 104V105H223L224 107L225 106H227V107H229V106H237V107H242L243 109L242 110H246L245 112H244V114L242 113V115L240 114V115H237V114H234L233 112H232V110H231V112L233 113H230V114H227V115H221L220 113L222 112H220V113H217L214 109H213V107L214 106H211V104ZM7 104V103H6ZM48 104V103H47ZM52 104V103H51ZM67 104V103H66ZM69 104V103H68ZM77 104V103H76ZM75 104V105H76ZM107 104V103H106ZM110 104V103H109ZM126 104V105H127ZM1 105V104H0ZM65 105V104H64ZM64 105H63V107H64ZM71 105V104H70ZM73 105H74V103H73ZM74 105V108H72L73 106H71V110L69 111V112H74V109H75V107H77V110H78V108L80 107V109L83 107L82 105H80L79 107L78 106H75ZM93 105V104H92ZM91 105V107H94V106H92ZM95 105V104H94ZM102 105V106H101ZM111 105H113V106H115V105H118L115 101L114 102H112V104ZM118 105V106H119ZM122 105V104H121ZM123 105H125V104H123ZM130 105V104H129ZM129 105H127V106H129ZM132 105V104H131ZM217 105V106H218ZM53 106V105H52ZM60 106L62 107V105H59L58 106V110L60 109ZM107 107L106 105H104V104H100V105H98V103H97V105H95V109L97 110V111H99V112H102L103 110H107V113H106V111L104 112V113H106V114H108V112H109V109H105V108H103V107ZM22 107V106H21ZM50 107V106H49ZM66 107H67V105H65V110L63 109V111H66ZM87 108L89 107V106H86ZM103 108V110H102V108ZM130 107V106H129ZM135 107V106H134ZM214 107V108H215ZM226 107V108H227ZM6 108V107H5ZM84 108V107H83ZM93 108V109H94ZM122 108V107H121ZM124 108V107H123ZM131 108V107H130ZM133 108V107H132ZM136 108V107H135ZM230 108V107H229ZM236 108V107H235ZM26 109V108H25ZM56 109V110H57ZM68 109H69V106H68ZM89 110L91 109L90 107L88 108ZM95 109L93 110V111H95ZM102 111H101V110ZM114 109H117V108H114ZM216 109V108H215ZM233 109V108H232ZM28 110V109H27ZM62 110V108L59 110V111H61ZM73 110V111H72ZM76 110V109H75ZM86 110V109H85ZM88 110V111H89ZM222 110V109H221ZM229 110V109H228ZM252 110H254V109H252ZM25 111V110H24ZM44 111V110H43ZM79 111V110H78ZM78 111H76V112H78ZM80 111H82V110H80ZM92 111V110H91ZM91 111H90V113H91ZM112 111H113V108H112ZM133 111H134V109H133ZM220 111V110H219ZM14 112V111H13ZM27 112V111H26ZM29 112V111H28ZM34 112V111H33ZM49 112V111H48ZM57 112V111H56ZM55 112V113H56ZM75 112V113H76ZM82 112H84V111H82ZM87 112V111H86ZM96 112V111H95ZM235 112V111H234ZM240 112H243V111H240V109H239V113ZM257 112V111H256ZM260 112V111H259ZM35 113V112H34ZM33 113V114H34ZM37 113H38V111H37ZM40 113H41V111H40ZM44 113V112H43ZM61 113H62V111H61ZM65 113H67V112H65ZM65 113H62L64 116H66L65 115ZM97 113V112H96ZM103 113V114H104ZM110 113V112H109ZM229 113V112H228ZM254 113H255V111H254ZM29 114V113H28ZM30 116H32L33 117V115H32V113L30 112ZM49 114V113H48ZM47 114V115H48ZM73 114V116H74V113H72ZM77 115L79 114V113H76ZM75 114V115H76ZM81 114V113H80ZM84 114V113H83ZM94 114V113H93ZM99 114V113H98ZM102 114V115H103ZM111 114V113H110ZM245 114H249V117H248V115L246 116ZM252 114V113H251ZM260 114H261V112H260ZM6 115V114H5ZM22 115V114H21ZM50 115V114H49ZM94 115H96V114H94ZM101 115V116H102ZM105 115V114H104ZM109 115V114H108ZM107 115V116H108ZM138 115V116H139ZM245 115V116H244ZM257 115V114H256ZM29 116V117H30ZM36 116V115H35ZM38 116V115H37ZM40 116H42V115H40ZM59 116V115H58ZM63 116V117H64ZM70 116L72 117V115L70 114ZM79 116V115H78ZM81 116V115H80ZM79 116V117H80ZM88 116H89V114H88ZM92 116V115H91ZM99 117V118H102V117ZM106 116V115H105ZM106 116V117H107ZM44 117V116H43ZM42 117V118H43ZM60 117V116H59ZM71 117H69V118H67V120H71L72 118ZM76 117V116H75ZM104 117V116H103ZM109 118H110V116H108ZM246 117H248V121H246ZM257 117V116H256ZM259 117V116H258ZM257 117V118H258ZM8 118V117H7ZM34 118V117H33ZM37 118V117H36ZM41 118V117H40ZM39 118V119H40ZM41 118V119H42ZM54 117H52V118H49L50 120H49V123H51L52 125V127H53V125H54V127L55 126H57V124H60V122H59V120L58 119H53ZM56 118H57V115H56ZM66 118V117H65ZM71 118V119H70ZM105 118V117H104ZM255 118V117H254ZM260 118V117H259ZM258 118V119H259ZM12 119V118H11ZM62 119V118H61ZM85 119V118H84ZM86 119H88V120H90V118H86ZM97 119V118H96ZM111 119V118H110ZM256 119V118H255ZM255 119H253L252 118V120H255ZM36 120V119H35ZM73 120H74V117H73ZM105 120V119H104ZM112 120H113V118H112ZM132 120V119H131ZM260 121H261V119H259ZM263 120V119H262ZM33 121V120H32ZM47 121H48V119H47ZM64 122H67L66 120H63ZM84 121V120H83ZM85 121H87V120H85ZM95 121V120H94ZM102 121V120H101ZM105 121H107V119L105 120ZM246 121V122H245ZM71 122V121H70ZM73 122V121H72ZM71 122V123H72ZM76 122H77V120H76ZM91 122H92V124H93V121L91 120ZM97 122V121H96ZM100 122V121H99ZM137 122V121H136ZM255 122H257V121H255ZM30 123V122H29ZM48 123V122H47ZM67 123H69V121L67 122ZM78 124L80 123V122H77ZM85 123V122H84ZM112 123H113V121H112ZM138 123V122H137ZM244 123L242 124V125H244ZM252 123H254V122H252ZM251 123V124H252ZM258 123V122H257ZM40 124V123H39ZM44 124H46V123H44ZM73 125H71V124H69V129L67 130V131H63L62 132V134H61V132H58L59 134H57V133H53L52 134V132H50V130H49V132L47 131L46 133H45V135L42 133V132H44V131H41V134H42V136L44 135V137H45V140H49V139H53L54 141H60V142H62V145L64 144V145H66L67 143L66 142H68V140H71L72 142L76 139V141H78V142H82L85 146H84V148L86 147V149L88 150V151H90L91 150V153H92V151H94L95 152V149H93L94 148V141H91V138H92V136H93V134L94 133H97V132H95L94 131V127L92 128L91 126H89L88 124L86 125V123L85 124H83V122L81 123V125L79 124V125H77V124H75L74 122L72 123ZM103 124H105L104 122H103ZM248 124H250V122H248ZM259 124V123H258ZM261 124V123H260ZM263 124V123H262ZM10 125V124H9ZM40 125H42V124H40ZM64 125H65V123H64ZM66 125H68V124H66ZM65 125V126H66ZM97 125V124H96ZM107 125H108V123H107ZM122 125V124H121ZM120 125V126H121ZM252 125H254V124H252ZM257 125V124H256ZM43 126V125H42ZM50 126V127H51ZM60 126V125H59ZM99 126V125H98ZM108 126H110V125H108ZM112 126V125H111ZM115 126V125H114ZM114 126H112L113 127V129H114ZM126 126H128V125H126ZM247 126V125H246ZM259 126V125H258ZM262 126V125H261ZM49 127V126H48ZM68 127V126H67ZM96 127V126H95ZM105 127H106V125H105ZM190 127H192V128H190ZM40 128V127H39ZM65 128V127H64ZM108 128V130H110L109 129V127H106L105 129H107ZM120 128H123V127H118V128H116V129H120ZM261 128V127H260ZM50 129H52V128H50ZM105 129H102V130H105ZM124 129V128H123ZM147 129V130H148ZM192 130V131H195V130ZM244 129H246V127H244ZM248 129V128H247ZM262 129V128H261ZM41 130V129H40ZM58 130V129H57ZM96 130V129H95ZM98 130V129H97ZM107 130V131H108ZM127 129H125L124 131L122 130V129H120L119 131L120 132H122V136H121V138L127 133V132H125ZM137 130V129H136ZM187 130V131H186ZM224 130H226V131H224ZM251 130V129H250ZM249 130V131H250ZM263 130V129H262ZM21 131V130H20ZM51 131H54V132H56L54 129L53 130H51ZM59 131H62V130H59ZM100 131V130H99ZM107 131H106V133H107ZM185 131V132H184ZM233 131H235L234 129H233ZM238 131V130H237ZM245 131V130H244ZM40 132V131H39ZM105 132V131H104ZM103 131H102V133H104ZM113 132V131H112ZM115 132V131H114ZM113 132V133H114ZM118 132V131H117ZM117 132H115V133H117ZM145 132V131H144ZM147 132V131H146ZM174 132V131H173ZM172 132V133H173ZM184 132V133H183ZM196 132V131H195ZM231 132H232V130H231ZM230 132V133H231ZM243 132V131H242ZM259 132H261V130L259 131ZM34 133H36V132H34ZM38 133V132H37ZM49 133H50V135H49ZM99 133V132H98ZM128 133H131L130 131L128 132ZM132 133L133 134H135L133 131H132ZM141 133V132H140ZM150 133V132H149ZM166 133V132H165ZM168 133H169V131H168ZM175 133V132H174ZM193 133V132H192ZM243 133H245V132H243ZM250 133H251V131H250ZM261 133H263V132H261ZM119 134H121V133H119ZM146 134V133H145ZM151 134V133H150ZM150 134H149V136H150ZM177 134V133H176ZM233 134H235V133H233ZM246 134H247V131H246ZM253 134H254V132H253ZM10 135V134H9ZM8 135V136H9ZM30 135V134H29ZM46 135H48V137H52V138H49L48 139V137L46 136ZM97 135V134H96ZM106 135V134H105ZM114 135V134H113ZM128 135H131V134H128ZM128 135L127 136H125V137H127V140H129L128 139ZM153 135V134H152ZM152 135H151V137H152ZM157 135V134H156ZM160 135V134H159ZM158 135V136H159ZM163 135H164V133H163ZM165 135H167V134H165ZM172 135V134H171ZM178 135V134H177ZM186 135V134H185ZM184 135V136H185ZM196 135H198V137H199V135H202V136H204L203 134H200V133H198V134H195L194 135V137L196 136ZM256 135V134H255ZM257 135H259V134H257ZM254 136L253 138H252V140L253 141H256V142H261V143H264L263 141H264V135H261V136ZM13 136V135H12ZM31 136H32V133H31ZM31 136H29V137H31ZM115 136H117V135H115ZM142 136V135H141ZM155 136V135H154ZM162 136V135H161ZM160 136V137H161ZM169 137H170V135H168ZM168 136H165V137H168ZM174 136H175V134H174ZM191 136H193L192 134H191ZM190 135L189 136H187V137H191ZM27 137V136H26ZM44 137L42 138L41 136H40V139L42 138V139H44ZM46 137H47V139H46ZM104 137V136H103ZM130 138L132 137V136H129ZM148 137V136H147ZM151 137H149L146 141L145 140H143V142L141 143L140 142V140H139V142H138V140H135L134 139V135H133V139L135 140H133V146H134V148H133V151L134 150H136V148L138 149V154L140 153V150L141 149H146V148H148V147H150V148H153L154 147V149H155V147H157V148H159V150L161 151V149H162V151L164 150L163 148L165 147V149H167V147H168V149H170V147L173 149V147H174V145H175V143H173L174 142V140L173 141H171V142H169L168 143V141L166 140V142H165V138L164 139H162L161 140V138H151ZM168 137V138H169ZM172 137H173V135H172ZM172 137H171V140H172ZM178 137H179V135H178ZM180 137H182L181 135H180ZM186 137V136H185ZM248 137V136H247ZM36 138V137H35ZM94 138H95V136H94ZM94 138H92V139H94ZM115 138V137H114ZM138 138V137H137ZM151 138V139H150ZM203 138V137H202ZM249 138V137H248ZM5 139V138H4ZM12 139H14V137L12 138ZM27 139V138H26ZM30 139V138H29ZM33 139V138H32ZM73 139V140H72ZM97 139V138H96ZM132 139V138H131ZM173 139H175V138H173ZM180 139V138H179ZM186 139V138H185ZM193 139V138H192ZM199 139V138H198ZM204 139V138H203ZM250 139V138H249ZM39 140V139H38ZM101 140V139H100ZM189 140H191V139H189ZM189 140H187V141H189ZM194 140H196V138L194 139ZM193 140V141H194ZM207 140H208V138H207ZM212 140V141H213ZM7 141V140H6ZM17 142H18V140H16ZM33 141V140H32ZM40 141V140H39ZM51 142H52V140H50ZM50 141H48V143H50ZM54 141L52 142V143H54ZM123 141V140H122ZM122 141H120V142H122ZM175 141H178V140H176L175 139ZM209 140H208V142H210ZM211 141V142H212ZM24 142V141H23ZM22 142V143H23ZM27 142H29V141H27ZM42 142H43V140H42ZM46 142V141H45ZM70 142V141H69ZM77 142V143H78ZM92 142V143H91ZM131 142H132V140H131ZM145 142V143H144ZM190 142V141H189ZM242 142V141H241ZM240 142V143H241ZM250 142V141H249ZM12 143H13V141H12ZM26 143V142H25ZM71 143V142H70ZM97 143V142H96ZM104 143V142H103ZM124 143H127V144H130V142L128 143V142H123L122 144H124ZM178 144H179V146H177V144L175 145V147L177 146L178 148V150H180V148H181V146H182V148L186 145V141L183 143H181V141L179 142H177ZM180 143H181V146H180ZM194 143V142H193ZM207 143V142H206ZM213 144H214V142H212ZM212 143H209L210 145H212ZM252 143V142H251ZM20 144V143H19ZM41 144V143H40ZM47 144V143H46ZM69 144V143H68ZM72 144V143H71ZM74 144H76V143H74L73 142V146H74ZM82 144V145H83ZM99 144H101V143H99ZM119 144V143H118ZM127 144H124L123 146H122V149H124V150H127V149H129L128 148V145ZM182 144H184V146L182 145ZM189 144V143H188ZM196 144V143H195ZM253 144V143H252ZM10 145V144H9ZM13 145V144H12ZM22 145V144H21ZM39 145V144H38ZM38 145L37 146H35V147H38ZM45 145V144H44ZM43 145V146H44ZM55 145H56V143H55ZM54 145V146H55ZM58 145V144H57ZM64 145H63V147H64ZM77 145V144H76ZM79 145V144H78ZM96 145V144H95ZM108 145V144H107ZM131 145V144H130ZM189 145H191V144H189ZM189 145H186L187 146V148H188V146ZM206 145V144H205ZM216 145V146H217ZM241 145V144H240ZM254 145H255V143H254ZM262 145V144H261ZM2 146V145H1ZM19 146V145H18ZM17 146V147H18ZM34 145H32V147H33ZM42 146V147H43ZM47 146V145H46ZM53 146V147H54ZM67 146V145H66ZM72 146V147H73ZM97 146H98V144H97ZM108 146H110V145H108ZM185 146V147H186ZM193 147H194V144L192 145ZM192 146H190V147H192ZM196 146V145H195ZM200 149H201V146L198 144L197 145ZM262 146H264V145H262ZM9 147V146H8ZM16 147V146H15ZM27 147V146H26ZM41 146L40 147H38V148H42ZM56 147V146H55ZM59 147V146H58ZM62 147V146H61ZM60 147V148H61ZM70 147V146H69ZM96 147V146H95ZM174 147V148H175ZM205 147V146H204ZM204 147H202V148H204ZM210 148L212 147V146H209ZM215 147V146H214ZM213 147V148H214ZM221 147H219V148H221ZM243 147V146H242ZM245 147V146H244ZM253 147V146H252ZM255 147V146H254ZM254 147L252 148V151L253 150H255L254 149ZM256 147H258V146H256ZM19 148H20V146H19ZM31 148V147H30ZM34 148V147H33ZM52 147H50V151H49V149H48V153L46 152V151H44L43 150V154L45 153L46 155H44L45 157H44V159L48 162H46L48 165H46V166H48V168H51L50 166H52V171H50L51 173L54 171V172H58L59 174H58V176L61 174V173H64L63 175H67L68 177H70V179H72L71 177H72V175L73 174H71V173H69L70 172V170H67V167H66V170L67 171H69V172H67L65 169H63L62 167V165H65V163H63L62 165H61V160H62V158L64 159V157L66 158L65 160H67L68 159V155H65L64 157H63V155H62V157H61V153H60V155H58V154H55V152H53L56 148H53L54 150L53 151H51L52 149H51ZM83 148V149H84ZM98 148V147H97ZM104 148V147H103ZM110 148H112V146L110 147ZM110 148H108V149H110ZM113 148H114V146H113ZM118 148V147H117ZM155 149L156 150V152L157 151H159L158 149ZM209 148V149H210ZM217 148V147H216ZM216 148H214V149H216ZM262 148V147H261ZM261 148H259V149H261ZM23 149H25V148H23ZM43 149V148H42ZM42 149H40L39 151H41ZM45 149V148H44ZM59 149V148H58ZM64 149H65V151H66V148L64 147ZM90 149V150H89ZM99 149V148H98ZM97 149V150H98ZM101 149V148H100ZM105 149V148H104ZM107 149V148H106ZM106 149H105V151H106ZM149 149V148H148ZM176 149V148H175ZM184 149V148H183ZM186 149V148H185ZM196 149H197V147H196ZM214 149H211V151L212 150H214ZM222 149V148H221ZM248 149V148H247ZM247 149H243V148H241V149H238L237 148V150L235 151V152H233V156L231 157V158H233L232 160L233 161H231V162H229L227 159H226V163H224L223 162V159H221V158H223V157H219L218 155L219 154H221V153H218V155H217V157L216 156H214L213 157V164L212 165H218L220 168V173H226V172H230L231 173V175H232V173H235V174H237L238 175V173H239V171L242 169V167H241V165L239 164L240 163V160H242V159H244V158H249L250 157V155H248V153L246 152V150ZM258 149V151L260 152V150ZM262 149H264V148H262ZM261 149V150H262ZM19 150V149H18ZM17 150V151H18ZM22 150V149H21ZM26 150V149H25ZM37 150V149H36ZM60 150V149H59ZM63 150V149H62ZM62 150H60V151H62ZM73 150H76V149H73ZM86 150V151H87ZM96 150V151H97ZM101 150H103V149H101ZM114 150V149H113ZM116 150V149H115ZM132 150V149H131ZM151 150H153V149H150V152H152ZM171 150V149H170ZM177 150V151H178ZM190 150V149H189ZM189 150H187L186 149V151L184 150H180V151H183L184 153H186L187 151L188 152H190ZM198 150V149H197ZM206 150V149H205ZM251 150V149H250ZM20 151V150H19ZM18 151V152H19ZM29 150H27V152H28ZM57 151V150H56ZM82 151V150H81ZM88 151H87V153H88ZM100 151V150H99ZM109 151V150H108ZM117 151V150H116ZM133 151L129 154V155H132L133 154V156H130L131 158L133 157V159H134V161L136 162V159L138 158V157H136L135 155H134V153H133ZM175 151V150H174ZM173 151V152H174ZM199 151L200 150H198V153H196L197 155L199 154ZM204 151V150H203ZM210 151V152H211ZM216 151V150H215ZM219 152H220V150H218ZM27 152H25V153H27ZM57 152H59V151H57ZM64 152V151H63ZM71 152H73V153H75L74 151H71ZM79 152V151H78ZM104 152V151H103ZM125 152V151H124ZM123 152V153H124ZM136 152V151H135ZM156 152H154L153 154H155V156L157 155V154H160V153H156ZM168 152V151H167ZM187 152V153H188ZM191 152H192V148H191ZM190 152V153H191ZM209 152V151H208ZM208 153V155L209 154H211V153ZM255 152H256V150H255ZM254 152V153H255ZM8 153V152H7ZM17 153V152H16ZM24 153V152H23ZM40 153V152H39ZM64 153H66V152H64ZM69 153V152H68ZM85 153V152H84ZM102 153V152H101ZM104 153H106V152H104ZM107 153H109V152H107ZM110 153H112V151L110 152ZM118 153V152H117ZM145 153V152H144ZM149 153V152H148ZM164 153V152H163ZM162 153V154H163ZM178 153V152H177ZM176 153V154H177ZM183 153V155H185ZM253 153V154H254ZM18 154H20V152L18 153ZM33 154V153H32ZM43 154H39V155H42V158H43ZM125 154V153H124ZM127 154V153H126ZM136 154V153H135ZM142 155H143V153H141ZM140 154V155H141ZM146 154V153H145ZM179 154H181V153H179ZM178 154V155H179ZM192 155L194 154V152L193 153H191ZM196 154H194V156H196ZM212 154H213V151H212ZM215 154V153H214ZM213 154V155H214ZM229 154V153H228ZM37 155V154H36ZM70 155V154H69ZM83 155V154H82ZM82 155H79V156H82ZM86 155V154H85ZM88 155V154H87ZM92 155H93V153H92ZM91 155V156H92ZM101 155V154H100ZM111 155H114V154H111ZM119 155V154H118ZM118 155H117V157H118ZM146 155H148V154H146ZM169 155V154H168ZM171 155H173V154H171ZM170 155V156H171ZM175 155V154H174ZM191 155V156H192ZM199 155H201V154H199ZM198 155V156H199ZM203 155V154H202ZM212 155V156H213ZM226 155V157H227V154H225ZM256 155H258V153L256 154ZM260 155V156H259ZM259 159H260V161L262 162V163H264V151L260 154L259 153ZM33 156H34V154H33ZM68 156V157H67ZM71 156H72V153H71ZM96 156V155H95ZM104 156V155H103ZM121 156V155H120ZM136 158H135V157ZM158 156V155H157ZM176 156V155H175ZM181 156H182V154H181ZM204 156V155H203ZM211 155H209L208 157H210ZM211 156V157H212ZM221 156V155H220ZM231 156V155H230ZM229 156V157H230ZM257 156V157H258ZM4 157V156H3ZM17 157V156H16ZM15 157V158H16ZM24 157V156H23ZM35 157V156H34ZM73 158H77V156H72ZM85 157H88V156H85ZM84 157V155H83V158H85ZM97 157H99V156H97ZM106 157V156H105ZM108 157V156H107ZM111 157V156H110ZM109 157V158H110ZM113 157V156H112ZM111 157V158H112ZM116 157V156H115ZM126 157V156H125ZM147 156H145V158H146ZM149 157H152V156H148V158ZM153 157H154V155H153ZM176 157H178V156H176ZM187 157V156H186ZM216 157V158H215ZM1 158V157H0ZM6 158V157H5ZM7 158H9V157H7ZM94 158V157H93ZM96 158V157H95ZM100 158V157H99ZM98 158V159H99ZM121 158H123V157H121ZM141 158H142V156H141ZM166 159H168L167 157H165ZM179 158H180V156H179ZM178 158V159H179ZM191 158V157H190ZM16 159H18V158H16ZM27 159V158H26ZM35 158H33V160H34ZM72 159V158H71ZM71 159H68V160H70L71 161ZM82 158L80 157V159H79V161H78V164H79V162H81L80 160H81ZM86 159V158H85ZM84 159V160H85ZM87 159H89V158H87ZM86 159V160H87ZM119 159V158H118ZM124 159H126V158H124ZM123 159V160H124ZM133 159H130L131 161L133 160ZM143 159H144V155H143ZM177 159V160H178ZM183 159V158H182ZM185 159V158H184ZM197 159V158H196ZM230 159V158H229ZM11 160H13V158L11 159ZM15 160V159H14ZM31 160V159H30ZM36 160V159H35ZM38 160V159H37ZM40 160V159H39ZM65 160H63V161H65ZM77 160V159H76ZM92 160V159H91ZM102 160V159H101ZM110 160V159H109ZM108 160V161H109ZM111 160H113V159H111ZM120 160V159H119ZM146 161L148 160L147 158L145 159ZM176 160V161H177ZM188 160V159H187ZM209 160V159H208ZM246 160V159H245ZM2 161H3V159H2ZM44 160H40V162H43ZM107 161V162H108ZM125 162L127 161V163H130L131 161H128V160H124ZM143 161V160H142ZM142 161H138V159H137V162H141L142 163ZM150 161H152L151 159H150ZM150 161L149 162H146V165L145 166H143L141 163V165L143 166V168L146 170V169H148V170H146V171H149V169H151L154 173H157L158 175H165V176H168L169 178H170V180H172L173 181V183L174 184H177V181H179L180 182V179H185L186 177H188V178H190V179H192L191 180V182L192 183H185V182H183V183H185V184H188V187H186V185H185V187H181L180 188V184L178 185L179 186V188H177V187H175V188H177L176 190L175 189H171V186H172V188H173V185L172 184H169V185H171V186H168V185H166V187H158L157 188V190L156 191H161V193H159V194H162L163 193V195H160V197H154L153 195H151V196H148V194L145 196V202L148 204V205H150L151 207H153V208H144V207H141V206H139L140 208H136V206L134 205L132 208H130L129 209V205H128V207H126L125 205H123V207L125 206L126 208H128L129 210H137V213L138 214H144V215H141V216H145V217H151V219L153 218V220H157V221H160V220H169V221H173L174 219H178L179 217H183V215H187V214H192V213H194V215H195V213H197V214H199L198 212H201L203 209H205V207H206V209L205 210H208V211H211V213H210V215H208L207 216V221H206V219H204V220H202V219H200L198 216L199 215H197V219H200V220H202V221H205L206 223H204V225L206 224V228L207 227H213V226H215L216 225V227H218L217 225L221 222V220H223L224 222H225V220H227L228 222H227V225H228V223H229V226L230 227H226V226H224V222L223 223H221V224H223V226L225 227V228H227L226 230H224L230 237H228L229 238V240H230V238L232 239V241L233 242H237V240H240V238H241V236L245 233V231H246V229L248 228V227H250L251 228V226H253L252 225V223H254V222H257L258 220H260L259 218H261V217H259L258 218V213H260L259 211H258V213L257 214H255L256 212H255V205L252 203V201L253 200H251V199H248V198H246L245 199V201H242L243 202V204H236V206L234 205L233 206V208L231 207V206H229L228 204H222V202L220 203L219 201H221V200H219V201H217L216 203H199V201H201V200H199V201H197V202H195V200L197 199V197L198 196H200L201 195V197H202V193H210L209 191H212V189L213 188H217V184L218 183H216V184H214V186L212 185V184H210V182L211 181H209V180H211L210 178H211V175L210 174H207L206 172H203L202 171V169H198V168H195V166L194 167H190V165L189 166H171V163L168 165V166H166V165H164V166H158V165H154L153 167H152V165L154 164L153 162L152 163H150ZM153 161H154V159H153ZM164 161H165V159H164ZM179 161V160H178ZM177 161V162H178ZM181 161V160H180ZM191 161V160H190ZM198 161H199V159H198ZM201 161V160H200ZM204 161V160H203ZM202 161V162H203ZM256 161H257V159L256 160H253L251 163H256ZM35 162V161H34ZM39 162V161H38ZM69 162V161H68ZM72 162V161H71ZM75 161L73 160V163H74ZM93 162V161H92ZM94 162H96V161H94ZM104 162H105V159H104ZM144 163H145V161H143ZM163 162V161H162ZM184 162V161H183ZM204 162H206V161H204ZM31 163H33V162H31ZM37 163V162H36ZM43 163H45V162H43ZM83 162H81L80 164H82ZM106 163V162H105ZM109 163V162H108ZM119 163V162H118ZM124 163V162H123ZM133 163V162H132ZM159 163V162H158ZM201 163V162H200ZM250 163V162H249ZM250 163V164H251ZM19 164V163H18ZM39 165H42L43 166V164H40V163H38ZM94 164V163H93ZM111 164V163H110ZM137 164H139V163H137ZM137 164H135V166H134V168H136V169H140L141 170V168L139 167V165H137ZM160 164V163H159ZM168 164V163H167ZM175 164V163H174ZM173 164V165H174ZM193 164H194V162H193ZM203 164V163H202ZM250 164H247L248 166H251ZM261 164V163H260ZM26 165V164H25ZM72 165V164H71ZM87 165V164H86ZM90 165V164H89ZM97 165H98V163H97ZM101 165V164H100ZM112 165H114V164H112ZM116 165V164H115ZM114 165V166H115ZM134 165V164H133ZM160 165H162V164H160ZM196 165V164H195ZM210 165V164H209ZM211 165V166H212ZM243 165V164H242ZM245 165V164H244ZM34 166H35V164H34ZM45 166V167H46ZM62 166V167H61ZM70 166V165H69ZM92 166V165H91ZM106 166V165H105ZM121 166H124V165H121ZM132 166V165H131ZM130 166V167H131ZM253 166V165H252ZM27 167V166H26ZM32 167H33V164H32ZM44 167V168H45ZM73 167V166H72ZM82 167H83V165H82ZM81 167V168H82ZM85 168L87 167H89V166H84ZM94 167V166H93ZM96 167V166H95ZM101 167H102V165H101ZM104 167V166H103ZM113 167V166H112ZM125 167V166H124ZM258 167V166H257ZM38 168V167H37ZM107 168H108V166H107ZM119 168V167H118ZM126 168V167H125ZM134 168H132V169H134ZM244 168V167H243ZM246 168V167H245ZM249 168V167H248ZM253 168V167H252ZM255 168H256V166H255ZM46 169H47V167H46ZM97 169H102V168H97ZM113 169V168H112ZM131 169V168H130ZM144 169H142V170H144ZM214 169H215V167H214ZM43 171L42 173L43 174H45V175H48V174H46V172L49 170H43V168L42 169H39V171ZM84 170V169H83ZM82 170V171H83ZM96 170V169H95ZM128 170V169H127ZM127 170H124V171H127ZM135 170V169H134ZM139 170V171H140ZM242 170H244V169H242ZM254 170V169H253ZM26 171V170H25ZM30 171V170H29ZM73 171V170H72ZM71 171V172H72ZM77 171H80L79 169H77ZM85 171H89V170H85ZM105 171V170H104ZM119 171V170H118ZM210 171V170H209ZM214 171V170H213ZM245 171V170H244ZM243 171V172H244ZM27 172V171H26ZM49 172V173H50ZM90 172V171H89ZM88 172V173H89ZM96 171H94V173H95ZM101 172H103V171H101ZM131 172H133V171H131ZM135 172V171H134ZM144 172V171H143ZM142 172V173H143ZM219 172V171H218ZM238 172V173H237ZM243 172H241V173H243ZM15 173V172H14ZM23 173V172H22ZM25 173V172H24ZM41 173V172H40ZM39 173V174H40ZM41 173V176H43V174ZM50 173V174H51ZM73 173H74V171H73ZM83 173V172H82ZM93 173V172H92ZM116 173V172H115ZM129 173V172H128ZM136 173H140V172H136ZM141 173V174H142ZM148 173V172H147ZM150 173V172H149ZM211 173V172H210ZM213 173H215V172H213ZM229 173V174H230ZM245 173H247V172H245ZM1 174V173H0ZM15 174H17V173H15ZM49 174V175H50ZM76 174V173H75ZM74 174V175H75ZM85 174H87V173H85ZM96 174V173H95ZM94 174V175H95ZM99 173L97 172V175H98ZM102 174V173H101ZM100 174V175H101ZM131 174H133V173H131ZM141 174L139 175V176H141ZM152 174V173H151ZM212 174V173H211ZM244 174V173H243ZM34 175H35V173H34ZM53 175H54V173H53ZM56 175H57V173H56ZM73 175V177H75ZM82 175V174H81ZM90 175H92V174H90ZM114 175V174H113ZM116 175H117V173H116ZM114 176V177H111V178H109V180H108V185L109 184H111V187H115V188H119V187H121V186H123L124 184H131L130 182L132 181V180H130V178L128 179V178H124L123 176H122V178L121 177H117V176ZM120 175V174H119ZM118 175V176H119ZM122 175H124V174H122ZM126 175V174H125ZM134 175V174H133ZM132 175V176H133ZM145 175V174H144ZM150 175V174H149ZM153 175V174H152ZM151 175V176H152ZM192 175V176H191ZM241 175V174H240ZM260 175V174H259ZM258 175V176H259ZM264 175V174H263ZM2 176V175H1ZM36 176V175H35ZM37 176H39V175H37ZM52 176V175H51ZM51 176H49V177H51ZM57 176V177H58ZM62 176V175H61ZM66 176V177H67ZM102 176V175H101ZM104 176V175H103ZM110 176H112V175H110ZM134 176H136V178L138 177L137 175H134ZM133 176V177H134ZM222 176V175H221ZM224 177L226 176L225 174L223 175ZM236 176V175H235ZM19 177V176H18ZM53 177H55V175L53 176ZM67 177V178H68ZM79 177V176H78ZM148 177V176H147ZM163 177V176H162ZM210 177V178H209ZM228 176H226V179L228 180V178H227ZM246 177V176H245ZM256 177L257 176H255V178H253V179H255V180H257L256 179ZM263 177V176H262ZM262 177H260L259 176V179L261 180V178ZM21 178V177H20ZM30 179V180H27V179ZM27 179H26V184H28V185H31V186H34L35 184V182H31V180H33V178H30V177H28ZM35 178V177H34ZM36 178H38V177H36ZM35 178V179H36ZM59 178H61V177H59ZM84 178V177H83ZM99 178V177H98ZM139 178V177H138ZM149 178V177H148ZM188 178H187V180H188ZM213 178V177H212ZM215 178V177H214ZM233 178H235V177H233ZM232 178V179H233ZM236 178H237V176H236ZM247 178V177H246ZM245 178V179H246ZM22 179V178H21ZM40 179V178H39ZM43 179H45V177L43 178ZM48 179H50V178H48ZM47 178H46V180H48ZM53 179V178H52ZM51 179V180H52ZM58 179V178H57ZM63 179V178H62ZM69 179V180H70ZM74 179H76V177L74 178ZM101 179V178H100ZM142 179V178H141ZM167 179V178H166ZM222 179V178H221ZM230 180H231V178H229ZM238 179V178H237ZM243 179H244V176H243ZM249 179V178H248ZM247 179V180H248ZM250 179H252V178H250ZM249 179V180H250ZM258 179V180H259ZM84 180H85V178H84ZM99 180V179H98ZM97 180V181H98ZM136 180V179H135ZM151 181H152V178L150 179ZM215 180V179H214ZM214 180L212 179V181L214 182ZM234 180V179H233ZM232 180V181H233ZM242 180V179H241ZM240 180V181H241ZM259 180V181H260ZM30 181V182H29ZM35 181V180H34ZM37 181V180H36ZM41 181V180H40ZM45 181V180H44ZM55 181V180H54ZM62 181V180H61ZM60 181V182H61ZM80 181V180H79ZM78 181V182H79ZM145 181V180H144ZM175 181H176V183H175ZM189 181V180H188ZM223 181V180H222ZM221 181V182H222ZM229 181V180H228ZM231 181V182H232ZM251 181V180H250ZM262 181H263V179H262ZM12 182V181H11ZM42 182H43V180H42ZM52 182V181H51ZM77 182V181H76ZM138 181H136V183H137ZM143 182V181H142ZM141 182V183H142ZM147 182V181H146ZM153 183H154V181H152ZM160 182H162V180L160 181ZM178 182V183H179ZM230 182V183H231ZM235 182V181H234ZM242 182V181H241ZM244 182V181H243ZM257 182V181H256ZM23 183V182H22ZM38 183V182H37ZM46 183V182H45ZM45 183L43 182L42 183V187H46V185H45ZM48 183H50V182H48ZM48 183H46V184H48ZM92 183V182H91ZM139 183V182H138ZM148 183V182H147ZM156 183H157V181H156ZM165 183H166V181H165ZM225 183H227V182H225ZM233 183V182H232ZM245 183V182H244ZM250 182L248 181V184H249ZM255 183V182H254ZM259 183H261V182H259ZM10 184V183H9ZM41 184V183H40ZM63 185H64V183H62ZM60 185V186H63V185ZM83 184H84V182H83ZM89 184V183H88ZM94 184V183H93ZM92 184V185H93ZM96 184V183H95ZM102 184V183H101ZM157 184H159V183H157ZM182 184V183H181ZM221 184V183H220ZM220 184H218V187H219V185ZM234 184V183H233ZM239 184V183H238ZM251 184V183H250ZM249 184V185H250ZM5 185V184H4ZM59 185V184H58ZM58 185H56V186H58ZM69 185V184H68ZM71 185V184H70ZM77 185V184H76ZM82 185V184H81ZM89 185H91V184H89ZM92 185H91V188H92ZM106 185V184H105ZM162 185V184H161ZM164 185V184H163ZM162 185V186H163ZM222 185H223V183H222ZM222 185H221V187H222ZM227 185V184H226ZM229 185V184H228ZM231 185V184H230ZM229 185V187L228 186H224V187H222V190H223V192H224V190H225V192L227 191L228 193L229 192H231V194H232V192H236L237 190L239 191V189H238V187H241V188H244L243 186H239L238 185V187H237V185H231L230 186ZM241 185V184H240ZM244 185V184H243ZM249 185H246V186H249ZM257 185H260V184H258V182H257ZM256 185V186H257ZM21 186V185H20ZM24 186V185H23ZM39 186V185H38ZM38 186H36L37 188H38ZM59 186V187H60ZM80 186V185H79ZM86 186H87V184H86ZM101 186H103V185H101ZM245 186V185H244ZM255 186V185H254ZM253 186V187H254ZM262 186V185H261ZM260 186V187H261ZM30 187V186H29ZM71 187V186H70ZM73 187V186H72ZM87 187H89V186H87ZM106 187V186H105ZM110 187V186H109ZM110 187V188H111ZM124 187V186H123ZM136 187V186H135ZM145 188H143V189H147V190H150L151 192H153V191H155V189L156 188H154V187H151L150 186V184H145V186H144ZM157 187V186H156ZM251 187V186H250ZM258 187V186H257ZM257 187H254V188H257ZM263 187V186H262ZM31 188V187H30ZM33 188H35V187H32V189ZM61 188V187H60ZM74 188V187H73ZM90 188V187H89ZM101 188V187H100ZM104 188V187H103ZM20 189V188H19ZM39 189V188H38ZM56 189V188H55ZM57 189H59V188H57ZM62 189H63V187H62ZM65 190H66V187L64 188ZM70 189V188H69ZM72 189V188H71ZM81 189V188H80ZM79 189V190H80ZM85 189H86V187H85ZM84 189V190H85ZM93 189V188H92ZM98 189V188H97ZM245 189H246V187H245ZM244 189V190H245ZM6 190V189H5ZM23 190V189H22ZM40 190V189H39ZM50 190V189H49ZM52 190H54V189H52ZM89 190V189H88ZM138 190V189H137ZM7 191V190H6ZM69 191V190H68ZM75 191V190H74ZM87 191V190H86ZM90 191V193H91V190H89ZM93 191V190H92ZM100 191V190H99ZM113 191V190H112ZM247 191H249V190H247ZM251 191H252V189H251ZM23 192V191H22ZM25 192V191H24ZM40 192V191H39ZM67 192V191H66ZM80 193L81 195H82V193H83V188H82V192H81V190H80V192L77 190L76 191V193ZM85 192V191H84ZM106 192H108V191H106ZM114 192H116V191H114ZM150 192V193H151ZM241 192V191H240ZM259 192V191H258ZM258 192H256V193H258ZM262 192V191H261ZM261 192H259V193H261ZM26 193V192H25ZM28 193V192H27ZM31 193H32V191H31ZM62 193H65V192H62ZM70 193V192H69ZM68 193V194H69ZM74 193V192H73ZM89 193V192H88ZM94 193V192H93ZM96 193V192H95ZM118 193V192H117ZM127 193H128V190H127ZM131 193V192H130ZM133 193V192H132ZM136 193H138V192H136ZM141 193V192H140ZM143 193H144V191H143ZM154 193V192H153ZM157 194H156V196H159L158 195V192H156ZM215 193V192H214ZM220 193V192H219ZM1 194V193H0ZM71 195H73L72 193H70ZM70 194H69V196H70ZM85 194V193H84ZM107 194H109V193H107ZM114 194H116V193H114ZM135 193H133L132 195H134ZM139 194V193H138ZM145 194V193H144ZM152 194V193H151ZM207 194V195H208ZM210 194H212V193H210ZM221 194V193H220ZM226 194V193H225ZM230 194V195H231ZM248 194V193H247ZM264 194V193H263ZM262 194V195H263ZM11 195V194H10ZM22 195V194H21ZM24 195V194H23ZM36 195V194H35ZM42 195V194H41ZM65 194H63V196H64ZM76 195V194H75ZM78 195V194H77ZM90 196L89 197H92V195L91 194H89ZM94 195H96V194H94ZM93 195V196H94ZM121 195H123V194H121ZM127 195V194H126ZM131 195V196H132ZM139 195H141V194H139ZM139 195H137V196H139ZM205 195V194H204ZM203 195V196H204ZM217 195V194H216ZM221 195H223V194H221ZM238 195V194H237ZM237 195H235V196H237ZM243 195V194H242ZM245 195V194H244ZM8 196V195H7ZM25 196V195H24ZM212 195H210L209 197H211ZM19 197H21V196H19ZM76 197V196H75ZM87 197V196H86ZM88 197V199H90ZM97 197H98V195H97ZM164 197V198H163ZM208 197V196H207ZM213 197H215V196H213ZM220 197V196H219ZM232 197V196H231ZM231 197H229V198H231ZM241 197V196H240ZM239 197V198H240ZM258 197V196H257ZM17 198V197H16ZM35 198V197H34ZM58 198V197H57ZM62 198V197H61ZM79 198V197H78ZM82 198V197H81ZM94 198L96 199V197L94 196ZM111 198V197H110ZM134 198V197H133ZM140 198V197H139ZM198 198H200V197H198ZM206 198V196H204V198H202V199H205ZM212 198V197H211ZM217 198V197H216ZM223 198V197H222ZM2 199V198H1ZM22 199V198H21ZM38 199V198H37ZM42 199V198H41ZM45 199H46V197H45ZM77 199V198H76ZM87 199V200H88ZM106 199V198H105ZM121 199H123V198H120V200ZM136 199H137V197H136ZM141 199H142V197H141ZM221 199V198H220ZM233 199H234V197H233ZM242 199V198H241ZM254 199V198H253ZM262 199V198H261ZM24 200V199H23ZM26 200V199H25ZM28 200V199H27ZM113 200H115V199H113V197H112V199L110 200L109 199V201H110V206L109 207H107V208H110L111 206L112 207H114V209H115V212L117 211V208H119L120 207V205L122 206V204H121V202H120V200H119V202L120 203H118V202H116V200L115 201H113ZM128 200H129V198H128ZM127 200V201H128ZM131 200V199H130ZM198 200V199H197ZM229 200V199H228ZM243 200V199H242ZM248 200H250V201H248ZM14 201H16V200H14ZM19 201V200H18ZM75 201V200H74ZM73 201V202H74ZM77 201V200H76ZM84 201V200H83ZM92 201V199L90 200V202ZM96 201V200H95ZM105 201H107L108 202V200H105ZM104 201V202H105ZM123 201H125L126 202V200H123ZM132 201H133V199H132ZM131 201V202H132ZM211 201V200H210ZM81 202V201H80ZM87 202H89V201H87ZM98 202H99V200H98ZM129 202V201H128ZM142 202V201H141ZM29 203V202H28ZM46 203V202H45ZM75 203H77V202H75ZM79 203V202H78ZM82 203V202H81ZM93 203V202H92ZM123 203V202H122ZM137 203V201L134 203V202H132L131 204H136ZM143 203V202H142ZM233 203V202H232ZM7 204V203H6ZM32 204V203H31ZM52 204V203H51ZM54 204V203H53ZM84 204H85V202H84ZM83 204V205H84ZM91 204V203H90ZM103 204V203H102ZM144 204V203H143ZM253 204V205H252ZM23 205V204H22ZM33 205V204H32ZM71 205V204H70ZM75 205V204H74ZM78 206H80V204L78 205ZM82 206V205H81ZM96 206V205H95ZM105 206V208H106V204L104 205ZM103 206V207H104ZM131 206V205H130ZM255 206V207H254ZM83 207V206H82ZM90 205H89V210H90ZM103 207H101V209L103 208ZM138 207V206H137ZM155 207H157V209H155ZM9 208V207H8ZM92 208V207H91ZM105 208H103V209H105ZM145 210H144V209ZM159 208V209H158ZM208 208V209H207ZM62 209V208H61ZM88 209V208H87ZM102 209V210H103ZM113 209V208H112ZM113 209V210H114ZM121 209V208H120ZM124 209V208H123ZM123 209H121V210H119V211H121V212H123L124 210ZM200 209H202L201 211H199ZM94 210V209H93ZM92 210V211H93ZM246 210V214L248 215V218L246 217H243V215H239V213L240 214H244V215H246L245 213H242L243 211H245ZM97 211H98V209H97ZM109 211V210H108ZM110 211H111V209H110ZM109 211V212H110ZM127 211V210H126ZM101 212V211H100ZM202 212H204V211H202ZM202 212H201V214H202ZM262 212V211H261ZM99 213V212H98ZM106 213H108V212H106ZM114 213V212H113ZM119 213V212H118ZM124 213V212H123ZM132 213V212H131ZM130 213V214H131ZM238 213V215H234V216H232L233 214H237ZM264 213V212H263ZM5 214V213H4ZM18 214V213H17ZM101 214V213H100ZM116 214H117V212H116ZM125 214V213H124ZM123 214V215H124ZM129 214V215H130ZM133 214H136V213H133ZM190 214V215H191ZM209 214V213H208ZM23 215V214H22ZM115 215V214H114ZM120 215V214H119ZM118 215V216H119ZM127 215H128V213H127ZM180 215V216H179ZM193 214H192V216L191 217H193L194 216ZM195 215V216H196ZM33 216V215H32ZM83 216V215H82ZM99 216V215H98ZM121 216V215H120ZM124 216H126V215H124ZM130 216H132V214L130 215ZM135 216V215H134ZM133 216V217H134ZM7 217V216H6ZM13 217V216H12ZM100 217V216H99ZM104 217V216H103ZM138 217H139V215H138ZM178 217V218H177ZM204 217V216H203ZM2 218V217H1ZM5 218V217H4ZM18 218V217H17ZM101 218V217H100ZM132 218V217H131ZM137 218V217H136ZM183 218H185V217H183ZM183 218H179V220L180 219H183ZM7 219V218H6ZM14 219V218H13ZM98 219V218H97ZM128 219H129V217H128ZM145 219V218H144ZM150 219V220H151ZM186 219V218H185ZM188 219V218H187ZM193 219H195V218H193ZM192 219V220H193ZM93 220V219H92ZM124 220V219H123ZM130 220H132V219H130ZM139 220V219H138ZM148 220V219H147ZM146 220V221H147ZM153 220H152V222H153ZM179 220H178V222H179ZM184 220V219H183ZM189 220H190V218H189ZM257 220V221H256ZM261 220H263L262 222H261ZM260 220V223H261V225H263L262 223H264V219L262 218ZM7 221V220H6ZM13 221V220H12ZM17 221V220H16ZM87 221V220H86ZM113 221V220H112ZM137 221V220H136ZM135 221V222H136ZM140 221L141 220H139V222H136V223H140ZM177 221V220H176ZM9 222V221H8ZM18 223H19V221H17ZM150 222V221H149ZM151 222V223H152ZM155 222V221H154ZM153 222V223H154ZM175 222V221H174ZM190 222V221H189ZM4 223V222H3ZM22 223V222H21ZM130 223H132V222H130ZM134 223V222H133ZM158 222H156V224H157ZM167 223V222H166ZM169 223V222H168ZM171 223V222H170ZM169 223V224H170ZM173 223V222H172ZM259 223V224H260ZM20 224V223H19ZM85 224H86V222H85ZM163 224V223H162ZM160 225V222H159V227H157V229H158V231L160 232L161 231V233H165L166 235H167V237L171 234V236H172V234L173 233H171V231H175L176 230V232L178 231V232H183L184 230L185 231H187V232H192V234L194 233V230L196 231L197 230V232H198V234L200 233L198 230L199 229H197V228H200L201 229V227H200V225L201 226H203L202 224H200L199 225V227H197L196 228V226L195 227H193V226H190V225H188V224H186V223H184L183 221H181L180 223H177V225H175L174 224V227H172L173 228V230H171V227L170 226H168V227H164V225ZM192 224H195L194 222L192 223ZM197 224V223H196ZM258 224V223H257ZM21 225V224H20ZM28 225V224H27ZM126 225V224H125ZM137 225V224H136ZM145 225H146V223H145ZM150 225V224H149ZM148 225V226H149ZM249 225H251V226H249ZM260 225V226H261ZM23 226H25V224L23 225ZM30 226V225H29ZM134 226V225H133ZM138 226V225H137ZM136 226V227H137ZM140 226V225H139ZM162 226V228L160 229V227ZM222 226V227H223ZM10 227V226H9ZM26 227V226H25ZM28 227V226H27ZM31 227V226H30ZM128 227H130V224H128ZM145 227V226H144ZM154 227H155V225H154ZM163 227H164V229H163ZM23 228V227H22ZM29 228V227H28ZM27 228V229H28ZM33 228V227H32ZM35 228V227H34ZM149 228V227H148ZM214 228V227H213ZM224 228V229H225ZM256 228V227H255ZM129 229H131V228H129ZM137 229H138V227H137ZM137 229H133L134 230V232H143L145 229H147V228H145V229H143V231H140V229L139 230H137ZM156 229V230H157ZM202 229H203V227H202ZM210 228H208L207 229V231L209 230ZM212 229V228H211ZM215 229V228H214ZM258 229V228H257ZM29 230V229H28ZM35 230V229H34ZM48 230V229H47ZM147 230H149V229H147ZM153 230V229H152ZM155 230V231H156ZM215 230H217V229H215ZM215 230H212V232L213 231H215ZM248 230V229H247ZM20 231V230H19ZM38 231V230H37ZM43 231H44V229H43ZM146 231V230H145ZM205 231V230H204ZM249 231V230H248ZM36 232V231H35ZM49 232V231H48ZM102 232V231H101ZM133 232V231H132ZM133 232V233H134ZM149 232V231H148ZM147 232V233H148ZM158 232V233H159ZM202 232V231H201ZM223 232V231H222ZM224 232V233H225ZM251 232V231H250ZM255 232V231H254ZM264 232V231H263ZM262 232V233H263ZM26 233V232H25ZM27 233H29V232H27ZM39 233V232H38ZM50 233V232H49ZM52 233V232H51ZM107 233H108V231H107ZM129 233V232H128ZM146 233V232H145ZM153 233V232H152ZM157 233V234H158ZM160 233V234H161ZM175 233V232H174ZM205 233H206V231H205ZM216 233V232H215ZM225 233V234H226ZM261 233V234H262ZM45 234H46V232H45ZM135 234H137V233H135ZM135 234H133V235H135ZM143 234H144V232H143ZM155 234V233H154ZM179 234V233H178ZM177 234V235H178ZM183 234H185V232L183 233ZM188 234V233H187ZM187 234L185 235L186 236V238H187ZM196 234V233H195ZM202 234V233H201ZM200 234V235H201ZM207 234V233H206ZM217 234V233H216ZM219 234V233H218ZM217 234V235H218ZM225 234H223V235H225ZM226 234V235H227ZM256 234V233H255ZM174 235H176V234H174ZM189 235V234H188ZM210 235V234H209ZM222 235V234H221ZM222 235V236H223ZM12 236V235H11ZM40 236V235H39ZM42 236V235H41ZM56 236V235H55ZM165 236V235H164ZM190 236V235H189ZM204 236V235H203ZM212 236H213V234H212ZM211 236V237H212ZM245 236V235H244ZM250 236H252V235H250ZM250 236H248V237H250ZM255 236V235H254ZM263 236V235H262ZM15 237V236H14ZM49 237V236H48ZM161 237V236H160ZM178 237H179V235H178ZM184 237V236H183ZM192 237H193V235H192ZM191 236L189 237L190 238V240H189V238L187 239L188 240V242H185L184 240L183 241H180V240H178V242H181V244H179V243H174L175 241V239L174 240H172L173 241V243H172V241L171 240H168L167 238V241L165 240V242L163 243V240H162V242H161V244H159L158 242H156L157 244H155V243H149V238H147V239H149L148 240V242L146 241V242H144V248H141L140 249V247H139V249L141 250V251H143L144 253L145 252H147L149 255H150V258L151 257H154V256H152V255H156V254H160V255H158V256H163L162 258H163V260H159V262H156V263H158V264H171V261L170 260H172V258H171V255L173 256L174 255V257H178V259H179V257H183V258H188L189 256L191 257L192 255L194 256L195 254L197 255V256H194V257H196L193 261L194 262H192L191 263V261H189V259H187L189 262L188 263H191V264H211V263H215L214 262V260L216 259H220V261H221V259L222 258H225V259H229V258H231L232 257V255H234L233 253H232V251H228V249H226L228 246V244L226 243H223V244H221L220 246L217 244L218 242L217 241H215V240H213V239H210V236H209V239H205L204 241H194L193 242V238H192ZM198 237V239H200L199 238V236H197ZM205 237H206V235H205ZM204 237V238H205ZM214 237V236H213ZM212 237V238H213ZM219 237V236H218ZM45 238V237H44ZM52 238V237H51ZM57 238V237H56ZM146 238V237H145ZM151 238V237H150ZM153 238V237H152ZM159 238V237H158ZM177 238V237H176ZM192 238V239H191ZM194 238H195V236H194ZM202 238V237H201ZM215 238H216V236H215ZM214 238V239H215ZM225 238H227V237H225ZM227 238V239H228ZM66 239V238H65ZM116 239V238H115ZM142 239H143V237H142ZM195 239H197V238H195ZM218 239V238H217ZM223 239V238H222ZM253 239V238H252ZM255 239H256V237H255ZM255 239H253V240H255ZM63 240V239H62ZM144 240V239H143ZM152 240H154V239H152ZM157 240V239H156ZM186 240V239H185ZM192 240V241H191ZM36 241V240H35ZM160 241V240H159ZM221 241V240H220ZM231 241V240H230ZM250 241V240H249ZM257 241V240H256ZM152 242V241H151ZM154 242V241H153ZM177 242V241H176ZM183 242V243H182ZM222 242V241H221ZM233 242L231 243V244H233ZM241 242V241H240ZM251 242V241H250ZM18 243V242H17ZM50 243V242H49ZM48 243V244H49ZM70 243V242H69ZM68 243V244H69ZM111 243V242H110ZM132 243V242H131ZM143 243V242H142ZM243 243V242H242ZM242 243H241V245H242ZM246 243V242H245ZM253 243V242H252ZM23 244V243H22ZM21 244V245H22ZM38 244H39V242H38ZM67 244V243H66ZM73 244V243H72ZM89 244V243H88ZM122 244V243H121ZM120 244V245H121ZM124 244V243H123ZM138 244V243H137ZM230 244V245H231ZM239 244V243H238ZM42 245V244H41ZM75 245V244H74ZM102 245V244H101ZM105 245V244H104ZM133 245V244H132ZM216 245V246H215ZM219 247H218V246ZM257 245V244H256ZM26 246V245H25ZM58 246V245H57ZM61 246V245H60ZM62 246H63V244H62ZM82 246V245H81ZM91 246V245H90ZM116 246V245H115ZM114 246V247H115ZM125 246V245H124ZM123 246V247H124ZM139 245H137V247H138ZM235 246V245H234ZM234 246H232V247H234ZM242 246H244V245H242ZM246 246V245H245ZM244 246V247H245ZM252 246V245H251ZM259 246H260V244H259ZM5 247V246H4ZM39 247V246H38ZM56 247V246H55ZM59 247V246H58ZM89 247V246H88ZM109 247V246H108ZM111 247H113V246H111ZM113 247V248H114ZM121 247V246H120ZM128 247V245H126L123 249H122V247H121V249L118 247H116V248H114V251H111V252H113V253H115V250H116V252L118 253H120V251H128V252H130V251H132L133 250V248H131L130 247V245H129V247L132 249H130V248H127ZM135 247V246H134ZM232 247H231V249H232ZM249 247V246H248ZM254 247V246H253ZM256 247V246H255ZM264 247V246H263ZM65 248V247H64ZM73 248V247H72ZM86 248V247H85ZM136 248V247H135ZM195 248V249H194ZM228 248H230V247H228ZM236 248V247H235ZM261 248H262V245H261ZM260 248V249H261ZM94 249V248H93ZM112 249V248H111ZM205 249V250H204ZM247 249V248H246ZM251 250L253 249V248H250ZM264 249V248H263ZM54 250V249H53ZM57 250V249H56ZM75 250V249H74ZM99 250V249H98ZM101 250V249H100ZM106 250V249H105ZM137 250H138V248H137ZM230 250V249H229ZM255 248H254V252H255ZM262 250V249H261ZM3 251V250H2ZM76 251V250H75ZM102 251L103 250H101V253H102ZM109 251V250H108ZM140 251V254H138V256L139 255H141V252ZM237 251V250H236ZM236 251H233V252H236ZM242 251V250H241ZM244 251V250H243ZM248 251V250H247ZM53 252V251H52ZM66 252V251H65ZM136 252V251H135ZM139 252V251H138ZM250 252V251H249ZM252 252V251H251ZM258 252V251H257ZM260 252V251H259ZM262 252V251H261ZM48 253V252H47ZM50 253V252H49ZM67 253H69V252H67ZM91 253V252H90ZM110 253V252H109ZM122 253H124V252H122ZM125 253H127V252H125ZM134 253V252H133ZM132 253V254H133ZM137 253V252H136ZM247 253V252H246ZM1 254V253H0ZM27 254V253H26ZM83 254V253H82ZM84 254H86V253H84ZM107 254V253H106ZM131 254V255H132ZM236 254H238V253H236ZM8 255H10V254H8ZM20 255V254H19ZM35 255H36V253H35ZM38 255V254H37ZM41 255V254H40ZM43 255V254H42ZM53 255V254H52ZM94 255V254H93ZM113 255V254H112ZM118 255V254H117ZM120 255V254H119ZM130 255V254H129ZM242 255H244V253L242 254ZM247 255V254H246ZM28 256H29V254H28ZM55 256V255H54ZM63 256V255H62ZM67 256V255H66ZM72 256V255H71ZM89 256V255H88ZM113 256H115V255H113ZM123 256H124V254H123ZM148 256V255H147ZM146 256V257H147ZM184 256H186V257H184ZM192 256V257H193ZM236 256V255H235ZM249 256H250V260L254 263V262H258L259 261V259H261V261L263 262V258H264V256L262 255V253H255V254H250L249 253ZM58 257V256H57ZM68 257V256H67ZM70 257V256H69ZM78 257V256H77ZM80 257V256H79ZM91 257H93V256H91ZM122 257V256H121ZM126 257H127V255H126ZM140 257V256H139ZM173 257V258H174ZM193 257V258H194ZM234 257V256H233ZM238 257V256H237ZM263 257V258H262ZM37 258V257H36ZM39 258V257H38ZM47 258V257H46ZM70 258H73V257H70ZM95 258V257H94ZM98 258V257H97ZM105 258H106V256H105ZM109 258V257H108ZM116 259H117V257H115ZM125 257H123V259H124ZM128 258V257H127ZM127 258H126V260H127ZM132 258V257H131ZM137 258V257H136ZM142 258H144L143 256H142ZM158 258H161V257H158ZM171 258V259H170ZM175 258V259H176ZM246 258V257H245ZM245 258H244V260H245ZM28 259V258H27ZM35 259V258H34ZM49 259V258H48ZM67 259V258H66ZM167 259V260H166ZM170 259V260H169ZM225 259H223V260H225ZM9 260V259H8ZM64 260V259H63ZM80 260V259H79ZM110 260V259H109ZM108 260V261H109ZM118 260H119V258H118ZM135 260V259H134ZM133 260V261H134ZM155 260V259H154ZM153 260V261H154ZM230 260V259H229ZM22 261V260H21ZM29 261V260H28ZM32 261V260H31ZM43 261V260H42ZM41 261V262H42ZM58 261V260H57ZM84 261H86V260H84ZM112 261V260H111ZM116 261V260H115ZM129 262H130V260H128ZM137 261V260H136ZM144 261V260H143ZM148 261H149V259H148ZM151 261H152V259H151ZM158 261V260H157ZM176 261V260H175ZM182 261V260H181ZM186 261V260H185ZM239 261V260H238ZM246 261V260H245ZM258 262L257 264H261L262 262ZM44 262V261H43ZM47 262V261H46ZM87 262H89V261H87ZM120 262H121V260H120ZM124 262H125V260H124ZM129 262H128V264H129ZM138 262H140V260L138 261ZM150 262V261H149ZM179 262V261H178ZM178 262H173L174 264H177ZM228 262V261H227ZM59 263V262H58ZM66 263L68 264V262L66 261ZM65 263V264H66ZM73 263V262H72ZM74 263H75V261H74ZM132 263V262H131ZM144 263V262H143ZM151 264H152V262H150ZM155 263V262H154ZM183 263H187V262H183ZM217 263V262H216ZM221 263V262H220ZM36 264V263H35ZM43 264V263H42ZM70 264V263H69ZM89 264V263H88ZM138 264V263H137ZM179 264H182L181 262H179ZM218 264V263H217ZM234 264H235V261H234ZM240 264V263H239ZM242 264V263H241ZM248 264V263H247ZM264 264V263H263Z\"/></svg>","mask_w":264,"mask_h":264}]
</instances>
